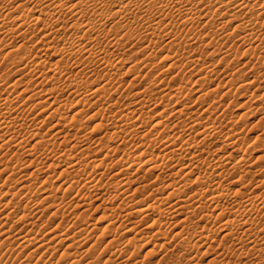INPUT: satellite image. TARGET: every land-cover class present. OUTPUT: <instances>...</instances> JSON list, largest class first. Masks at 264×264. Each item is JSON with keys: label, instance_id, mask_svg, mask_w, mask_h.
<instances>
[{"label": "rangeland", "instance_id": "1", "mask_svg": "<svg viewBox=\"0 0 264 264\" xmlns=\"http://www.w3.org/2000/svg\"><path fill=\"white\" fill-rule=\"evenodd\" d=\"M114 1L115 0H113V3H115V6H118L117 3L121 0H116L115 2ZM206 1L207 0H205V1L202 0L201 3H200V0L192 2L191 6H188V7H190V9L188 11L184 10L181 12V14L184 12L183 13L184 15L189 14L188 16H190L193 12L194 13L199 12V10H200V12H202V13L199 12L200 13L199 17L195 18V20L196 19L197 20L196 21L194 20L195 23L193 21L192 24L191 23L185 24L181 20L175 19L172 17V16H174V14L177 15L179 12L178 10L174 9V7L173 8L171 7V6H173V4H169V6L163 7V15L154 14L157 11L156 8L159 7L158 4H155L156 6H154L152 8V10L149 8H145L143 6H142V9H140L141 7L137 8L136 6H134V7L130 6V8H129V9H131L130 11L128 9L127 13L124 11L122 14H119V15H118V13H119L118 8L119 7H113L114 9L112 8L113 9L112 13L109 12L110 14H109V16H107L108 20H107L106 26H105L107 28V30L102 32L105 28L102 29V27H101V28H98V30L99 31L101 30V31L98 34H95L97 37L94 34L91 35L92 39H90V40L94 41L95 39L99 38V41H100L99 44L100 45L97 46V44H94L92 41H91L92 42L91 43L90 40H85V41L82 40L81 42H82V45H84L86 43L88 44V42H89V45H87V46L88 47L91 46V48L93 49V53L95 52L96 54L104 53V51L107 49H110V52H111L112 50L115 49L114 47L117 46L116 49L112 52L113 55H112V53L106 54L107 56L105 55L107 57V60H109V62L113 63V65H117L118 68H120V69H118V68L113 69V71L115 72V73L113 72L114 74L111 75V73H110V75L114 78H106V77H105L106 79L103 78L105 76V72H107V71L101 72L102 69H101V67L99 68L98 62L95 60L97 62V64H96V62L92 58H90L89 53L90 54L92 53V51L89 50L90 48H88V49L86 48L85 54L82 53V55H79L78 57H76L77 60L74 58V56L66 55L65 53H64L65 55L58 53V54H56L57 55L56 56L53 54V52H48V51L46 52V46L41 42H37L39 40L40 32H38V30H36L37 32L35 30L33 31V29L38 28L40 26V24L37 25V27L33 26L32 27L33 29L31 28L30 31H29V29L27 30V32L29 31V33L28 34L26 33L25 36L26 37L28 36V37H27V39L24 40L26 42V45L22 48L20 47V49L17 46L18 45L20 46L22 43H25V42L21 41V38H16V40L13 39V41H12V39H9L8 35L6 36L4 34V35H2L3 37L1 36L2 38H0V43H1L0 44V82L2 80L1 78L3 77L2 81H4V80L9 81L10 80L9 82H7V85L12 84V82L14 83V81L16 82L18 79L20 81H22V84L20 82V85L17 89L18 92L12 93V95H11L12 104L10 103V105L7 107V108H12V109L14 108L13 109L14 111L16 109L15 113H13L14 114L13 116H15V115L16 116L15 117L12 116L13 118H11V120H13V122L12 121L10 122V125L13 128L12 127L8 128L7 126L3 125L6 127V129L8 128L9 131L6 130L5 128L4 129L1 128L3 131V133H2V131L0 130V137L2 138V140L0 138V145H2V143H6V144L0 146V149H1L0 150V156H1V158H0V186L3 187V188L0 187V190L2 188L3 191H8V192H5V194L2 190L0 191V192H2V193H0V202H1L0 203V206H1L0 207V244H1L0 245L1 246L0 247L1 248L0 249V259H1L0 264H33V263L34 264H75V262H77L76 264H210V263L211 264H241V261L246 262L249 259V257L247 258V255L242 254L243 256H240L241 258H239L238 256H233L232 258H230L228 260L227 263H224L221 261L223 256L219 255V256H217V261H212L213 256H215V255H213V254H215V251L213 249H216V250L219 249V246L217 247V245H216L218 243L214 244V246H212V249L210 248V246H211L210 244H203V245H201L200 251H198V252H197V250L191 251L190 253L185 252L179 246L174 245L175 242H173V239L171 238L174 234V231H177L178 228H175V229L173 228V231H172L171 227H168L169 226L168 224L164 225L163 229L164 230L166 229L165 230L166 232L168 230L169 234H171L172 236L167 234L168 235L167 239L163 238V240L159 241L160 238L158 239V237H157V239H156V237H155V239H154L151 236L153 234V232L151 234V231H154L156 228H152V229L147 228L146 229V226L148 225L147 223H148L149 219L143 220V218L141 219V216L138 215L137 213L136 214L133 213L134 216L132 214L127 215L129 212L134 210L137 207V205H139V203H144L145 201H147V202H145V204H146L145 206L149 205L148 207H149V209L151 208V211L155 210V208L158 207L157 205H159L161 207H163L162 205H164L163 208H165V207L167 208V206L169 207V205L175 206L172 210H169L168 212L164 213V215H163L164 220H167V221L170 220L172 222V221H176V219H179V220L184 219L185 216H188L189 219L193 218L192 221H188V223L189 222L193 223V224L189 223V229H188L189 233L193 232L194 229H199L200 225H205V224L208 225V224H212L215 222L216 225L219 226L220 222L222 220L217 221V220H215V218H212V217H205L202 220H199V218H195L194 214L198 215V213H200V211L202 214V210L204 209V208L200 209L198 206H195V208L194 207L190 208V210L194 209V211H191L190 213L188 212L186 215H182V214L177 215V213L172 212V211L177 209L179 205L185 206L188 203L191 204L190 199L193 198L192 196H196L199 194V192H201V191H198L201 189H198L200 187H198V185L196 184V180H197L196 178H199L202 176L200 179L201 181L209 180L211 177L209 175H212L213 172H211L212 168L210 169L209 164L208 165H206V164L210 163V162L213 163L214 158H216V156H221L223 153L224 154L222 156H225V157L227 154H229V155L231 154V156H233V157L236 156L234 158H237L236 160H238V161H239V159L244 157L243 156L244 154H247L246 158H245L247 160V162L244 161V163H242L241 169L237 172L243 173L242 170H244V169H245V171H247L249 169H251L249 171L256 170L255 171L256 175H254L255 181H253L250 184V187H246V189L242 188L241 187V186H243L242 182H237V184L239 183L238 185L237 184L232 185L231 182L237 178L230 180L229 181L230 183L227 182L226 186L228 185V188H231V189H239L240 188L241 191L245 192L246 194H248L250 196L254 192L257 191L256 192L257 194L262 193L261 198L264 200V190H263L264 189V181L260 182L261 180H264V134H262V133H264L263 132L264 131V101H263L264 100V98H263V96H264V53H263L264 52V47H263L264 46V44H263L264 39L262 40L261 44L259 43L260 41L257 42V44L259 45L258 46L259 48L263 44L262 45L263 48L261 47L263 50H259L257 47V51H259L260 54L256 51V49H253L254 50V52H253L252 47H250L251 41L248 42V41H244L243 38L241 39L243 30L241 28L240 29L242 31L239 28L238 29L234 28L240 23V18H237L238 20L235 19L234 21L227 22L224 24V21H227L228 18L229 19L231 18L230 15L235 14L238 11L237 10L238 7H235V5H233L236 8V10H235V8L232 6V4H231V6L229 5L231 9H229L228 6L227 7L224 6L223 8H225V9L221 10V11H223V13L222 14L220 13V14H218V16H215V18H214L215 21H211L210 24L205 25L204 23L209 19V16L212 13L211 9L213 8V5H209L211 0H208L210 2L204 3ZM17 2L15 1V2L7 3V8H5V6H2L3 8L7 9L6 12L10 13L9 15L10 16L12 15L11 17H13V18H10V17L7 18L8 24H9V22L12 23L10 20L11 19L13 20L14 17L15 18L19 17L23 14V12L25 10L29 11L32 8V6L29 3L30 0H27V1L26 0H20L21 3H19V0H18ZM108 3L110 4V2H108ZM108 3H106V4H108ZM18 4H19V6H17ZM23 4H26V5H23ZM4 5H6V4H4ZM8 5L10 8L8 7ZM20 6H23L24 8H22ZM26 6L28 7V10L26 9L27 8ZM209 6H211V8ZM255 7H254L255 12L256 11L258 12V10L261 11L260 10L261 8H259L260 7L259 5H256ZM22 9H25V10H22ZM107 9L109 10L110 7L107 6L105 10H107ZM154 9H155V11H154ZM197 9H198V11H197ZM9 10H10V12H9ZM144 10H146V11H144ZM132 11H134V13ZM129 12L130 13L132 12L133 14L131 13V15H130ZM151 12H152V14H151ZM171 12H172V16L169 15V14H171ZM225 12H226V14H225ZM164 13H165V15H164ZM236 14L239 15L240 13L237 12ZM254 14H255L254 12H251L248 15L253 17ZM16 15H18V16H16ZM127 15H129V16H127ZM167 15H169V17ZM196 16L197 15H195L194 17H196ZM87 17L88 18L86 20H93V16L91 17L90 14L87 15ZM161 17H163V19H161ZM148 18H149V20H147ZM150 18H152V19H150ZM106 19H104V20L106 21ZM154 19L156 20V22L160 19L159 21H161V23H162V24H159V27H161L160 28L162 30L161 33H163V34L160 33V36L157 38L156 37L153 38V36H149V33L144 28H142L140 26V24H142V23H144L146 26L148 21L150 23H152L151 21H153ZM104 20H103V22H105ZM153 23H155V21H153ZM161 25H163V26H161ZM195 27H196V29H195ZM263 27H264V23L259 24V26H257L258 30L257 29L256 30L257 31L260 30L261 32L259 31L256 33L257 34L261 33L264 36V34H263L264 28ZM196 30L197 31L199 30V32H197ZM214 30L216 32H218V31L219 32L216 33ZM109 32H110V34H109ZM170 32H171V34H170ZM79 33H81V32H79ZM189 34H190V37H189ZM213 34H214V36H213ZM98 35H99V37H98ZM68 37H69V35H68ZM212 37H213V39H212ZM31 38H32V40H31ZM52 38L53 37H51L50 40H52ZM181 38H182V40H181ZM191 38H193L194 40H192ZM63 39H65V40H63ZM183 39L185 41V44L183 42ZM55 40H54V42L55 43L57 42L56 45H61L65 42L67 43L69 41V39L67 37L62 38V35L57 36V38ZM3 41H5V42H3ZM30 41H32V42H30ZM171 43H173V44H171ZM12 44H13V46H12ZM112 44L114 45V47H112ZM119 44L122 46H120ZM182 44H184V45H182ZM248 44H249V46H248ZM257 44H254V45L256 46ZM224 45H225V48H224ZM35 46H37L38 49ZM172 47H173V49H171ZM16 48H18V50L15 51ZM162 48H164V49H162ZM8 50L12 51V52L13 51L16 52V53L13 52V57H16V58H14L12 60V62H10L11 64H9L8 60H7V62H8V64H7L6 61L3 59L4 55L9 52ZM27 51H28V53H27ZM176 51H177V53H176ZM226 51H228V52L226 53ZM250 51H252L251 54L248 53ZM255 51L258 54H256ZM24 52H26V53H24ZM44 52H45V54H44ZM150 53H151V55H150ZM28 54H29V56H31V58H32V56L35 57L32 60V61H34V64L32 65V63L30 62L31 65H28L29 68L27 66L24 69L23 63L25 62V60L23 61V63H20L19 60L21 58L19 59V57L21 56L22 59H24L25 57H28ZM193 54L195 56H193ZM61 55L62 56L64 55V59L61 61L62 64L60 62L59 63L60 65H58V64L56 65V62L62 59ZM23 56H25V57H23ZM87 56H88V60L90 59V61L91 60L94 61V63L96 64L95 66L94 65L92 66V64H93L92 61L91 62L87 61V58H86ZM101 56H102V54H101ZM191 56H193V57H191ZM44 59H45V61H44ZM35 60L38 62L42 61L46 64L45 65L46 68L45 67L42 68L43 74L40 78L39 77L35 78L36 76L31 73V68H33L36 64ZM78 60H79V63L84 62L83 63L84 65L83 64L81 65L79 63L74 62V61L78 62ZM88 62H90L89 64H91V65H89ZM173 62H175V63H173ZM12 63H13V65H12ZM17 63L19 66L17 65ZM73 63H75L76 65ZM5 64H6V66H5ZM21 64H22V67H21ZM77 64L79 67L77 66ZM170 64L171 65L173 64L172 67L169 66ZM186 64H187V66H186ZM174 65H176V66H174ZM15 67H17L18 69ZM83 67L84 68L86 67L85 68L86 70L80 71L81 68L83 69ZM94 67H96V72H94V69H93ZM169 67H171V68H169ZM5 68L10 71V75L8 74L9 72L5 71L6 70ZM168 68H169V72H168ZM2 69H3V71H2ZM29 69H30V71H29ZM90 69H91V71H90ZM209 69L211 71H209ZM162 70H163V72H162ZM77 71H78V73H77ZM79 71L81 72V74L79 73ZM86 71H88V72H86ZM27 72L29 73V76H28ZM21 73H23V75ZM144 74H145V76H144ZM5 75L8 78L5 77ZM33 76H35V77H33ZM208 76H209V78H207ZM32 77L34 79H32ZM57 77H59V78H57ZM238 77L241 80H245L247 82H253V84L243 88V87H241V82L236 83V82L240 81L238 79ZM96 78H98V81ZM203 78L206 80H204ZM230 78H232V79H230ZM236 78H237V80H236ZM22 79H25V80L23 81ZM113 79H114V81H113ZM229 79L231 82H234V79H235L236 80L235 84H229V82H230ZM108 80L110 81V83L108 82ZM196 80H198V82ZM28 81H30V83ZM42 81H43V83L45 81V83L43 84ZM90 81H91V83H89ZM101 81H102V84L106 83V82H108L109 84H111V82L113 84V82H114V84H113V86H112V84L108 85L107 89L110 88L108 92H105V91L100 92L99 94H101V95L98 96V94H97V97H93V95H91V97H89L90 99L88 98V100H86V101L80 100V98L83 96L84 91H86L85 93H87V94L91 93L92 92L91 89H94V86L96 85L95 83L101 82ZM153 81H154V83H153ZM255 81H256V84H254ZM26 82H27V84H26ZM31 82L33 84H31ZM28 83L31 85H29ZM75 83H77V84H75ZM134 83L137 85H135ZM204 83H206V84H204ZM225 83L227 84V86L225 85ZM91 84H92V88L90 87ZM200 84H201V86H200ZM208 84H209V86H208ZM84 85H86L87 87ZM238 85H240V86H238ZM26 86H28V87H26ZM31 86H32V88H31ZM35 86L37 89L35 88ZM72 86H73V88H72ZM152 86H153V88H152ZM172 86L174 88H172ZM78 87H81V88L83 87L84 89L83 88L81 89ZM145 87H147V88H145ZM168 87H170V88H168ZM25 88L29 91L27 92ZM87 88L89 90H87ZM138 88H139V90H138ZM177 88H179V90H176ZM213 88H215V89H213ZM23 89H25V91L27 93L25 91H23L24 93H20V91ZM77 89H79L78 95L81 94L80 97L79 96L77 97V94L75 92L73 94V92H72L73 90H77ZM149 89H151V90H149ZM38 90L39 91L44 90V91L43 92L41 91V93H39L41 96H39V94H38V97H36L37 96L36 95L35 96L36 98H35L34 95L37 92H39ZM228 90H230L231 93ZM226 91H228L229 93L228 92L224 93ZM32 92L33 93L36 92V93L33 94ZM152 92H153V94H152ZM208 92H210V93H208ZM105 93H107V95ZM137 93H139L140 96ZM202 93H205V94H202ZM253 93L255 94L254 96L252 95ZM141 94L143 97L141 96ZM143 94L144 95L146 94V95L144 96ZM164 95H166V96H164ZM32 96L34 98H31ZM141 97L144 100L140 99ZM200 97H202V99H200ZM29 98H31V100H29ZM146 99H148V100L150 99V100L148 101ZM195 99H197V100L199 99V100L197 101ZM54 100L56 102H53ZM142 100H143V102H142ZM151 100L153 101V104L152 103L150 104ZM37 101H39V102H37ZM144 101H146V102H144ZM52 102H53V105H52ZM110 102H111V104H110ZM136 102H139L140 104L138 103L139 104L138 105V104H136ZM141 102H142V104H141ZM132 103L133 104L135 103L133 107H132V105H133ZM148 103L150 104V106ZM109 105H113V106L110 107ZM115 105H116V107H115ZM140 105H141V107H140ZM175 105H176V107H174ZM184 105H185V107H184ZM127 106L128 107L131 106V107L128 108ZM138 107H140V108H138ZM173 107L175 109L178 107L176 109L177 111H180L183 108L182 111L185 113V115L183 113L180 114ZM7 108H4V110L8 111ZM56 108H58V109L56 110ZM132 108L133 109L135 108V110L133 111ZM207 108H208V111H207ZM120 109H121V111H119ZM162 109L164 110L163 114L158 115V111L160 113H162L161 112ZM204 109H206V110H204ZM255 109H257V110H255ZM53 110H55V111H53ZM129 110L130 111L132 110L134 113L132 111L130 112ZM56 111H57V113H56ZM194 111H195V113H194ZM199 111L201 114L203 112V114L201 116L199 114ZM109 112H111V113L109 114ZM18 113H20V115ZM52 113L54 116L52 115ZM115 113H117V114H115ZM23 114H25V115H23ZM219 114H220V117H218ZM221 114H223V115H221ZM47 115H48V117H47ZM114 115H116V116H114ZM122 115L124 116V118L122 117ZM95 116H97V117H95ZM137 116L138 117L141 116V117L138 118ZM159 116H163V117L159 118ZM18 117L21 119V121H20V119L18 120ZM120 117H121V119H120ZM144 117H145V119H144ZM206 117H211V118H208L206 120ZM16 118H17V120H15ZM26 118H27V120H26ZM218 118H220V119H218ZM75 119H77V120L75 121ZM139 119H141V120H139ZM24 120H26V121L23 122ZM158 120L162 121L164 126H160V127L157 126L156 129H154V130L152 129L154 131L153 132L150 129L152 128V125L154 126L155 123H157ZM192 120H194V121H192ZM199 120H201V121L199 122ZM15 121H16V123H15ZM114 121L117 124L119 123L120 125H122L124 123L122 129H120V130L118 129L117 133H115L114 132L115 130L112 129V125L115 123ZM195 121L197 123H199L200 126H201V124H204V126L202 125L201 128L199 127L200 129H197V130L190 129V127H188V126L190 124L192 125L193 122H195ZM202 121L206 122V123H201ZM22 122L24 124H22ZM121 122H122V124H121ZM133 122H135V124ZM19 123L22 124V126ZM58 123H60V124H58ZM78 123H81V124H78ZM82 123H83V125H82ZM97 123H100V124H97ZM145 123H147V124H145ZM224 123H225V125H224ZM106 124H108V125H106ZM17 125H18V127H17ZM75 125L77 126V128ZM94 125H96L97 127H99L100 125L101 126L103 125L104 127L103 126H102V128L99 127V128H101V129H99V128L95 127ZM176 125H178L177 128H176ZM205 126L207 127L205 129L208 132L214 129L215 131L216 130L219 131V132L217 131V133H216L217 136L220 134V132H221V134L218 137L216 136L215 138H210L209 136H208V138H206L208 132L207 133L206 132L204 133L203 131L201 132V130H205L204 129ZM208 127H210V128L208 129ZM211 127H213V128H211ZM15 128L18 131H20V133H18V131ZM124 128L127 130H125ZM168 128L169 129L172 128L174 130H172V129L169 130ZM181 128H183V130ZM186 128H187V130H186ZM242 128L244 130H242ZM68 129H69V131H68ZM77 129H79V130H77ZM220 129H221V131H220ZM230 129H231L232 133L230 132ZM33 130H35V131H33ZM11 131H12V133H10ZM57 131L58 132L61 131V132L58 133ZM118 131H119V133H118ZM151 131H152V134H151ZM197 131H199L201 133H198ZM144 132H145V134H144ZM237 132H239V133H237ZM132 133H133V135H132ZM147 133H150V135ZM175 133L177 136L180 135L179 137L183 138L184 145L186 144L185 146H183V148L188 147V146L190 147L191 144L193 145V147L190 151H191V153H195L196 154L195 156H198L197 158L194 159V157L191 158V155H187V157L183 158L184 160L182 159V161H183L182 162L183 164H182L179 160L175 159V158H179V157H177L178 155L173 157L172 154L170 153L173 150V148L177 149L178 147H180L179 145L177 146L175 144L176 147H174V145H173L171 148H168V150L166 148H164V146L166 147V145H167L166 141L171 140L172 138H174V136H175V139L179 138L175 135ZM187 133H188V135H187ZM197 133H198V136L196 137L195 135ZM202 133H204L205 135ZM7 134L9 136H11V138L16 137L18 140L16 138L15 139L12 138V141L14 140L12 142L10 137H9V139L7 138L8 137ZM189 134L191 135V137ZM233 134H235V136H237L238 138L234 137ZM257 134H259L260 136ZM17 135L19 138L17 137ZM21 135H23V136H21ZM86 135H88V136L86 137ZM60 136H62V137H60ZM80 136H83L84 138L80 137ZM137 136H139V138ZM141 136H143L144 138H142ZM171 136H173V137L167 138V137H171ZM227 136L234 138V143H235V147H236V148L234 147V150L236 149L235 151L232 149H230V150L223 149V146L221 145L222 140H224V137L226 138ZM188 137H189V139L190 138L191 139L189 140ZM260 137H262L261 139L263 141L260 139ZM203 138H206V144H203V140H202ZM21 139L24 142L21 144L19 143V145H21L23 147L16 144L18 141L22 142ZM63 139H64V141H63ZM144 139L146 142L144 141ZM153 139H155L156 142H155V140L153 141ZM165 139H167V140H165ZM186 139H188V140H186ZM39 140H42L43 143L39 142ZM100 140L103 143L102 142L100 143ZM191 140H194V141H191ZM195 140H196V142H195ZM198 140H200V141L202 140V143ZM215 140L216 141L219 140V142H216ZM15 141H16V143H15ZM91 141L92 142L94 141V142L92 143ZM123 141H125V142H123ZM185 141H188V142H185ZM197 141L200 143H198ZM27 142H29V143H27ZM159 142H161V143H159ZM54 143H56V144H54ZM63 143H64V145H63ZM65 143H66V145H65ZM107 144H108V146H107ZM140 144H141V146H140ZM5 145L9 148V151ZM17 145H18V147H17ZM37 145H38V148L36 147ZM44 145H45V148H44ZM73 145L76 146L77 148H74ZM196 145H199V147L198 146L196 147ZM89 146H91V147H89ZM101 146H103V147H101ZM150 146H152V148ZM2 147H3V149H2ZM47 147H49V149L52 148V150L55 149L54 150L55 152L51 153V149L48 151ZM128 147H129V149H128ZM102 148H106V149H102ZM117 148H120V149H118V151H117ZM196 148H197V150H196ZM247 148H249L251 151H249V149H247ZM98 149H101V150H98ZM145 149H147V150H145ZM200 149H202V150H200ZM245 149L248 151H245ZM161 150H163V151H161ZM28 151H30V152H28ZM35 151H38V152H35ZM65 151H67L66 154H65ZM86 151H88V152H86ZM126 151H127V153H126ZM236 151L238 152V154ZM243 151H244V153H243ZM39 152L42 155L39 154ZM63 152H64V156L63 155L60 156V154H63ZM113 152H115V153H113ZM118 152H120V153H118ZM149 152H151V153H149ZM165 152H166V154H165ZM167 152H168V155H167ZM200 152L201 153L204 152L203 155ZM90 153H93L94 156ZM155 153H157V154H155ZM163 153H164V155H163ZM105 154H106V156L104 158ZM114 154H116V155H114ZM160 154L163 155V158H162V156L158 157ZM74 155H75V157H74ZM98 155H100V156H98ZM170 155L173 158H171ZM193 156H194V154H193ZM209 156H211V157H209ZM212 157H213V159H212ZM60 158L65 159V161L64 160L61 161ZM71 158H72V160H71ZM120 158L122 161L120 160ZM149 158H151V159L153 158V160H151ZM164 158L165 159L167 158V159L164 160ZM190 158H191V160H190ZM202 158H204V160ZM4 159H5V162L3 163ZM85 159H86V161H85ZM96 159H97V161H96ZM168 159H170V160L174 159V160L171 162ZM35 160L39 164H36ZM78 160L79 161L82 160L80 163L81 167L74 168L75 170H73V168L68 169V167L73 165L72 164L73 162L78 161ZM167 160L169 162H167ZM55 161H57V162H55ZM177 161H178V163H176ZM43 162L46 165H44ZM82 162H84L86 165L83 164ZM92 162H93V164H92ZM101 162H103V163H101ZM121 162H122V165H124V163H127V162H128V164L132 163V165H134V166H132L133 169L131 167L130 169H128L129 171L125 170L122 173H120V170H122V168H121L122 165H120ZM184 162L186 163L185 166H184ZM195 162H196V165H195ZM30 163H32L33 165L32 164L30 165ZM165 163H167V164L163 168V169H165V172H162L163 174L159 173L162 170H156L155 171V172L159 173V177H161L159 179H158V175L155 172L152 171L153 173H155V174L152 173V175H151V173L146 172V169L148 170V168L152 165H155V166L158 165L159 166L161 164L159 167H163L162 165H164ZM16 164H19V165H16ZM117 164H119V165H117ZM141 164H143V165H141ZM173 164H175V166H173ZM177 164L178 165L180 164L179 167L182 165L183 169H184V167L185 168L187 167L186 168L187 170L184 169L186 173L188 172V170L191 171V169L192 170L195 169V170H193L194 172L192 174L194 176H186V173L184 172V170L181 167L179 168L177 166ZM213 164H215V163H213ZM51 165L52 166L54 165L55 167H52ZM87 165H89V166H87ZM95 165H96V167H95ZM145 165H148V166H145ZM167 165H169V166H167ZM193 165H194V167H193ZM216 165L217 166L214 165L213 167L215 169H219L218 168L219 165L218 164H216ZM48 166H49V168H48ZM119 166H120V168H119ZM171 166H173L175 168L172 167L173 168L172 169ZM188 166H190V167H188ZM202 166H203V170H202ZM245 166H247V167H245ZM38 167H40V170ZM42 168H43V170H42ZM170 168L172 171L171 170L168 171ZM178 168L181 169V171H180L181 173L177 172V171H179ZM200 168H201V172H200ZM139 169H140V171H139ZM2 170L5 172L2 173L1 172ZM36 170H38V171H36ZM82 170H84V171L82 172ZM62 171L64 172V175H63ZM93 171H95V172H93ZM173 171L176 173H174ZM182 171H183V173H182ZM81 172L84 174H82ZM208 172H210V173H208ZM227 172H229V171H226V173H224L226 175V177L232 176L231 173L235 174V175L238 174L237 172L234 173L232 171L230 174ZM10 173L12 175H10ZM116 173L120 174L122 177L120 175L117 176ZM147 173H148V175H147ZM90 174H91V176H90ZM112 174H113V176H112ZM196 174H197V177H196ZM68 175H69V177H68ZM131 175L133 177H131ZM149 175L151 178L149 177ZM136 176H137L139 181L137 180ZM203 176H205L204 178H206V179H204ZM187 177L189 180L187 179ZM193 178H194V180H193ZM250 178H251V176L249 177V175H247L246 179H250ZM98 179L101 180V182H99ZM128 179L130 180V182H133V183L130 184ZM155 179L157 182L154 181ZM93 180H94V182H93ZM186 180H188L190 182L188 183V181H186ZM158 181H161V182L158 183ZM3 182H4V184H3ZM127 182L129 184H127ZM171 182H173V184ZM118 183H120V186ZM143 183H145V184H143ZM167 183H170L169 186ZM244 183H245L244 185L247 184L246 181H244ZM84 184H86L87 187L84 186ZM92 184H93V186H92ZM122 184L124 187L121 186ZM171 185H173V186L170 187ZM182 185H183V187H182ZM167 186L169 188H166ZM184 186L187 187V189ZM254 186H255V188H254ZM97 187H99V188H97ZM142 187H143V189H142ZM173 187L176 189L180 188L179 190L177 189L178 193H176L177 190L174 189ZM91 188H92V191H91ZM183 188L185 189L184 191H182ZM247 188H248V190H247ZM249 188H250V190H249ZM146 189H147V191H146ZM154 189H156V190H154ZM157 189H159L160 192ZM225 189H226V187H225ZM252 189L254 190V192L252 191ZM134 190H135V195H134ZM170 190L174 192V197H173L172 193H170L171 192ZM94 191H96V192H94ZM194 191H195V193H194ZM154 192H156V194ZM221 192H227V189L225 191L224 188H220V193ZM7 193L8 194H10V193L11 194L12 193L17 194L18 193V194L15 195L16 196L15 197L14 194H12V195L10 194L9 196H7L8 195ZM30 193H31V195H30ZM76 193H78V194H76ZM85 193H86V195H85ZM114 193H116V194H114ZM141 193H143V194H141ZM148 193H149V196L151 197V199L148 196ZM256 193H254V196H256ZM1 194L5 195V196L2 197L3 195H1ZM179 194H180V196H179ZM190 194H192V195L190 196ZM26 195H27V197H26ZM100 195H102V196H100ZM132 195H133V197H132ZM188 195H189V197H188ZM28 196H30V197H28ZM110 196L112 198H110ZM159 196H160V198H159ZM164 196L165 197L169 196V198H165ZM250 196H248V197H250ZM254 196H253V198H254ZM96 197H97V199H96ZM103 198H105V199L103 200ZM109 198H110V200H109ZM162 198H163V200H162ZM182 198H183V202H182ZM261 198H259L260 200L258 199L255 201L260 202ZM9 199H10V201L12 199V201L10 202ZM164 199H165V201H164ZM63 200H64V202H63ZM69 200H70V202H69ZM108 200H109V202H108ZM195 200L196 199H194V201ZM27 201L29 203H26ZM65 201H67V203ZM160 201H161V204H159ZM202 201H204V203H207V205L211 204L209 201L206 200V198ZM15 202H16V205L19 206V208L17 206H15V204H14ZM87 202H89L91 205ZM10 203H12V204H10ZM54 203H56V204L54 205ZM126 203L129 205H127ZM154 203H155V205H154ZM99 204H101V205H99ZM69 205H70V207H69ZM150 205H153L155 208H152L153 206L151 207ZM203 205H205V204H203ZM96 206H97V208H96ZM181 206H179V207H181ZM122 207H123V209L125 207V209L124 210L121 209ZM111 209H113V210H111ZM2 210L4 211V214L2 213ZM10 210L13 212H16L18 214V216L23 215V213L26 215L30 212L31 213L29 214V216L27 218L23 219L25 221L22 220L23 222L20 220H17V218H13V220H11L12 219L11 218L10 222L8 224L9 220L5 222V215ZM120 212H121V214H120ZM184 213H186V212H184ZM155 214L156 213L153 211V215L151 217H156ZM201 214H199L198 216L201 217ZM256 214L257 213H253L252 216H254V215L258 216L256 222L258 223V221H259V223H261V224H256V226H258V229H260L259 225L260 226L264 225V217H263L264 214L260 213L261 216L256 215ZM3 215H4V217H3ZM119 215H122V216H119ZM101 216H102V218H101ZM128 216L129 217L131 216V217L128 219V218H126ZM123 218H124V221H123ZM240 218H241L240 216L238 218V213H237V216L235 215V216L230 217L231 222L233 221V224H235V225H237L236 223H239L241 221ZM258 218H260V219L262 218L261 219L262 221ZM14 219H15V222H14ZM232 219H238V222L234 223V221H236V220H232ZM17 221H18V223H16ZM108 222L111 224H108ZM12 223L14 225H12ZM72 223H73L74 227L72 226ZM74 223H77L78 225H76ZM89 223H90V226H89ZM106 224L109 226V228L107 227ZM241 224H242V222H241ZM136 225H138V226H136ZM242 225L243 226H241V228H244V226H246L244 224H242ZM110 226H112V227H110ZM131 226H134V227L136 226L135 228L132 227V228H134V232L133 231L128 232V227L130 228ZM193 226H194V228H193ZM11 227H12V229H11ZM85 228L88 230H86ZM261 228H262V226H261ZM84 230H86V231L84 232ZM51 231H52V233H50ZM81 231H83V233ZM29 232H32V234L28 235ZM33 232H34V234H33ZM217 232H216L217 234H214V236L218 237V239H220L222 234L225 233V232L222 233L221 229H219ZM63 233H65V234L67 233V234L65 236H63ZM68 233H70V234H68ZM138 233H140V234H138ZM254 233H255V231H253L251 233V235L249 233H247V235L246 234L241 235L242 232L240 230L239 232L237 231V235H239L240 237H236L237 236L236 234H232L230 237H228L226 240H224V243H228V245H230V244L232 245V240L236 241V242L233 241L234 243H238L242 237V239H241L242 241H240V242H242L243 245L250 244L252 241L251 239H254L256 241L259 240V237L256 235V233L255 234ZM60 234H62V236ZM253 234L255 236H253ZM19 235L20 236L22 235L23 237L24 236L25 237L23 238L21 236V238L19 239ZM115 235H117V236H115ZM133 235H135V237H136L135 240H134ZM28 237H30V238L37 237V240H36L37 242L34 241L35 244L33 243V245L29 244L27 242H24L26 238L28 239ZM62 237L64 239L66 237H68V238H66V240H63ZM113 237H115V238H113ZM234 237H235V239H234ZM260 237L263 238V240L260 238V241L262 240L264 242V235L262 234V232H260ZM60 238H61V242L59 241ZM171 239H172V241H171ZM177 239L179 240V238H174L175 241H178ZM79 240L82 241L84 244L82 242H79ZM111 240H112V242H111ZM131 240H133V241H131ZM21 241H22V243H21ZM108 241L111 243H109ZM248 241H250V242H248ZM169 242H171V243L168 244ZM161 243L164 244V246H162ZM19 244H21V245H19ZM26 244H27V246H25ZM28 245H29V247H28ZM207 245L209 246V248ZM91 246H93V248H91ZM89 247L91 248V250ZM116 247H118L119 249ZM236 247H237V245H236ZM126 248L128 251L126 250ZM121 249L124 250L125 252L126 251L127 252L126 253L125 252L120 253ZM136 249H138V250L136 251ZM166 249H167V251H166ZM205 249H206V251H205ZM103 250H105L106 252L105 251L103 252ZM117 250H119V251H117ZM66 251H67V253H66ZM202 251L205 252L207 254V256ZM207 251H209V253L212 252L213 254L211 253L208 256ZM69 253L70 254L72 253V255H69ZM100 254H102V255H100ZM26 255H29V256H26ZM66 255H67V257H70L71 259L67 258ZM64 256H65V258H64ZM250 258H252V260L249 261L247 264H256L258 262V260L255 259V256H251ZM7 260L9 262H7ZM90 260L92 261V263L89 262ZM70 261H72V262H70ZM37 262H39V263H37ZM208 262H210V263H208Z\"/></svg>", "mask_w": 264, "mask_h": 264}, {"label": "bare ground", "instance_id": "2", "mask_svg": "<svg viewBox=\"0 0 264 264\" xmlns=\"http://www.w3.org/2000/svg\"><path fill=\"white\" fill-rule=\"evenodd\" d=\"M17 2L18 0H0V38H2L3 36L2 35H8L9 36V39H12V41H13V39H15L16 40V38H21V41L22 42H25L24 40L25 39H27V37L25 36V34L27 33H29V31H30V29L33 27V26H36L37 27V25H39L40 24V26L38 27V28H35V29H33V31L35 30H38V32H40V36H39V40L37 41V42H41V43H43L45 46H46V52L48 51V52H53V54L54 55H56V54H58V53H61V54H66V55H70V56H74V58L76 59V57H78L79 55H82V53L83 54H85L86 52V48L88 49V48H90L89 50H91L92 51V53L90 54L89 53V56H90V58H92L94 61L96 60L97 62H98V65H99V68L101 67V72H104V71H107V72H105V76L103 77V78H114V77H112L111 75L112 74H114L115 72L113 71V69H117L118 68V66L117 65H113V63H111V62H109V60H107V55L106 54H108V53H112L115 49H116V47L117 46H115L114 47V45L112 44V47H114L115 49L114 50H112L111 52H110V49H107V50H105L104 51V53H101L102 54V56H101V54H96L95 52L93 53V49L91 48V46H87V45H89V42H88V44L86 43V44H84V45H82V40H90V39H92V34H98L100 31L98 30V28H101L102 27V29L103 28H105L102 32H104L105 30H107V28L105 27L106 26V22H107V20H108V18H107V16H109V12H111L112 13V10L114 9L113 7H119L118 8V15L119 14H122L124 11L127 13V10L130 8V6H136L137 8H140V9H142V6L143 7H145V8H149V9H151L152 10V8L154 7V6H156L155 4H158L159 5V7H157L156 9H157V11L154 13V14H160V15H163V7H165V6H169V4H173V6H171L172 8L174 7V9H176V10H178L179 12H178V14L177 15H175L174 14V16H172V12H171V14H169V15H171L173 18H175V19H179V20H181L182 22H184L185 24H189V23H191L192 24V22L195 20V18H197V17H199V14L200 13H202V12H200V10H199V12H196V13H192L190 16H188L189 14H187V15H184L183 13V15L181 14V12L182 11H184V10H189L190 9V7H188V6H191V3L192 2H195V1H197V0H121V1H119L117 4H118V6H115V3H113V0H30V5L32 6V8L29 10V11H26L25 9H22V10H25L24 12H23V14L21 15V16H19V17H14V19L12 20H10L12 23H10L9 22V24H8V22H7V18H13V17H11L9 14L10 13H8V12H6V10L7 9H5V8H7V3H9V2ZM27 1V0H26ZM116 1V0H115ZM114 1V2H115ZM170 1V2H169ZM201 1L202 0H200V3H201ZM203 1H205V0H203ZM108 2H110V4L108 3ZM199 2V1H198ZM207 2H210V1H206V2H204V3H207ZM18 3V2H17ZM19 3H21L20 2V0H19ZM26 3V2H25ZM28 3V2H27ZM106 3H108V4H106ZM4 4H6V5H4ZM11 4V3H10ZM194 4V3H193ZM196 4V3H195ZM231 4H232V6L233 5H235V7H238V13H240L239 15L238 14H232V15H230V19L228 18V20L227 21H224V24L225 23H227V22H231V21H234L235 19H237V18H240V23L236 26V27H234V28H236V29H242L243 30V32H242V37H241V39L243 38V40L244 41H248V42H250L251 41V46L250 47H252V51L254 52V50L253 49H256V51H257V47L259 46L258 44H257V42L258 41H260L259 43L261 44V42H262V40L264 39V36L261 34V33H259V34H257L256 32H259V31H257L258 30V28H257V26H259V24H261V23H264V0H211V2H210V4L209 5H213V8L211 9V11H212V13H211V15L209 16V19L204 23L205 25L206 24H210L211 23V21H215L214 20V18H215V16H218V14H222L223 13V11H221L222 9H225V8H223L224 6L225 7H227L228 6V8L229 9H231L230 8V6H231ZM13 5V4H12ZM22 5V4H21ZM23 5H26V4H23ZM28 5V4H27ZM157 5V6H158ZM208 5V4H207ZM230 5V6H229ZM256 5H259L260 7L259 8H261L260 10L261 11H259L258 10V12L256 11H254V7L256 6ZM2 6H5V8H3ZM14 6V5H13ZM17 6H19V4L17 5ZM107 6H109L110 7V9L108 10H105L106 9V7ZM8 7H9V5H8ZM20 7H22V8H24L23 6H20ZM27 7V6H26ZM25 7V8H26ZM135 7V8H136ZM199 7V6H198ZM202 7V6H201ZM210 8H211V6H209ZM234 7V6H233ZM234 7V8H235ZM10 8V7H9ZM8 8V9H9ZM16 8V7H15ZM113 8V9H112ZM256 8V7H255ZM27 10H28V7L26 8ZM168 9V8H167ZM196 9V8H195ZM202 9V8H201ZM207 9V8H206ZM214 9V10H213ZM228 9V10H229ZM11 10V9H10ZM10 10H9V12H10ZM15 10V9H14ZM131 9H129V11H130ZM135 10V9H134ZM138 10V9H137ZM147 10V9H146ZM146 10H144V11H146ZM175 10V11H176ZM227 10V9H226ZM235 10H236V8H235ZM140 11V10H139ZM149 11V10H148ZM154 11H155V9H154ZM197 11H198V9H197ZM206 11V10H205ZM133 13H134V11H132ZM131 12V13H132ZM167 12V11H166ZM186 12V11H185ZM192 12V11H191ZM251 12H254L255 14H254V16L253 17H251L250 15H248L249 13H251ZM7 13V14H6ZM13 13V12H12ZM125 13V14H126ZM131 13L129 12V14L131 15ZM132 13V14H133ZM146 13V12H145ZM170 13V12H169ZM30 14V15H29ZM70 14V15H69ZM91 15V17L93 16V20H86L88 17H87V15ZM151 14H152V12H151ZM225 14H226V12H225ZM115 15V14H114ZM164 15H165V13H164ZM169 15H167L168 17H169ZM195 15H197L196 17H194ZM16 16H18V15H16ZM68 16V17H67ZM123 16V15H122ZM127 16H129V15H127ZM150 16V15H149ZM148 16V17H149ZM152 16V15H151ZM166 16V17H167ZM187 16V17H186ZM243 16V17H242ZM134 17V16H133ZM160 17V16H159ZM158 17V18H159ZM165 17V16H164ZM171 17V18H172ZM202 17V16H201ZM220 17V16H219ZM233 17V18H232ZM249 19H248V18ZM90 18V17H89ZM107 18V19H106ZM147 18V17H146ZM208 18V17H207ZM247 18V19H246ZM104 19H106V21L104 20ZM142 19V18H141ZM150 19H152V18H150ZM161 19H163V17H161ZM201 19V18H200ZM199 19V20H200ZM103 20L105 21V22H103ZM146 20V19H145ZM147 20H149V18L147 19ZM160 20V19H159ZM157 21L156 22V20L154 19L153 21H155V23H153V21H151L152 23H150L149 21H148V23L146 24V26H145V24L144 23H142V24H140V26L142 27V28H144L148 33H149V36H153V38L154 37H159L160 36V33L162 32V30L160 29L161 27H159V24H162L161 23V21ZM197 20V19H196ZM195 20V21H196ZM217 20V19H216ZM238 20V19H237ZM143 21V20H142ZM195 21H194V23H195ZM115 22V21H114ZM163 22V21H162ZM150 23V24H149ZM214 23V22H213ZM212 23V24H213ZM220 24V23H219ZM218 24V25H219ZM222 24V23H221ZM157 25V26H156ZM164 25V24H163ZM163 25H161V26H163ZM109 26V25H108ZM185 26V25H184ZM192 26V25H191ZM190 26V27H191ZM224 26V25H223ZM222 26V27H223ZM219 28V27H218ZM221 28V27H220ZM224 28V27H223ZM264 28V27H263ZM29 29V31L27 32V30ZM192 29V28H191ZM195 29H196V27H195ZM240 29V30H241ZM257 29V30H256ZM188 30V29H187ZM220 30V29H219ZM239 30V31H240ZM241 30V31H242ZM197 31V30H196ZM215 31V30H214ZM32 32V31H31ZM37 32V31H36ZM79 32H81V33H79ZM107 32V31H106ZM111 32V31H110ZM110 32H109V34H110ZM181 32V31H180ZM193 32V31H192ZM197 32H199V30L197 31ZM216 32V31H215ZM219 32V31H218ZM218 32H216V33H218ZM229 32V31H228ZM261 32V31H260ZM174 33V32H173ZM184 33V32H183ZM188 33V32H187ZM191 33V32H190ZM226 33V32H225ZM101 34V33H100ZM161 34H163V33H161ZM170 34H171V32H170ZM176 34V33H175ZM180 34V33H179ZM192 34V33H191ZM204 34V33H203ZM233 34V33H232ZM262 36H261V35ZM264 34V33H263ZM35 35V34H34ZM61 36L62 35V38H65V37H67L68 39H69V41L66 43H63V44H61V45H56V43L54 42V40L57 38V36ZM68 35H69V37H68ZM107 35V34H106ZM219 35V34H218ZM257 35V36H256ZM2 36V37H1ZM96 36V35H95ZM178 36V35H177ZM193 36V35H192ZM208 36V35H207ZM213 36H214V34H213ZM226 36V35H225ZM229 36V35H228ZM5 37V36H4ZM32 37V36H31ZM51 37H53L52 38V40H50V38ZM97 37V36H96ZM95 37V38H96ZM98 37H99V35H98ZM174 37V36H173ZM179 37V36H178ZM189 37H190V34H189ZM197 37V36H196ZM219 37V36H218ZM6 38V37H5ZM94 38V39H95ZM185 38V37H184ZM187 38V37H186ZM201 38V37H200ZM215 38V37H214ZM229 38V37H228ZM8 39V40H9ZM93 39V40H94ZM102 39V38H101ZM173 39V38H172ZM188 39V38H187ZM190 39V38H189ZM192 40H194L193 38H191ZM212 39H213V37H212ZM223 39V38H222ZM30 40V39H29ZM31 40H32V38H31ZM63 40H65V39H63ZM171 40V39H170ZM181 40H182V38H181ZM11 41V42H12ZM56 41V40H55ZM92 40H90V42H91ZM189 41V40H188ZM215 41V40H214ZM253 41V42H252ZM3 42H5V41H3ZM2 42V43H3ZM30 42H32V41H30ZM87 42V41H86ZM94 44H97V46L98 45H100L99 44V38L98 39H95L94 41H92ZM91 42V43H92ZM170 42V41H169ZM183 42H184V44H185V41H184V39H183ZM196 42V41H195ZM90 43V44H91ZM147 43V42H146ZM153 43V42H152ZM158 43V42H157ZM235 43V42H234ZM246 43V42H245ZM1 44V43H0ZM55 44V45H54ZM115 44V43H114ZM171 44H173V43H171ZM184 44H182V45H184ZM189 44V43H188ZM227 44V43H226ZM233 44V43H232ZM254 44H257L256 46L254 45ZM263 44H264V42H263ZM262 44V45H263ZM8 45V44H7ZM26 45V42L25 43H22L20 46L18 45H16L19 49H20V47L22 48V47H24ZM31 45V44H30ZM116 45V44H115ZM120 45V44H119ZM124 45V44H123ZM156 45V44H155ZM190 45V44H189ZM210 45V44H209ZM234 45V44H233ZM232 45V46H233ZM237 45V44H236ZM235 45V46H236ZM262 45H261V47H262ZM6 46V45H5ZM4 46V47H5ZM11 46V45H10ZM12 46H13V44H12ZM120 46H122V45H120ZM176 46V45H175ZM231 46V45H230ZM248 46H249V44H248ZM247 46V47H248ZM35 47H37V46H35ZM110 47V46H109ZM180 47V46H179ZM178 47V48H179ZM259 48L258 47V49L259 50H263L262 48L264 47H262V48ZM3 48V47H2ZM18 48H16L15 49V51L16 50H18ZM40 48V47H39ZM177 48V49H178ZM224 48H225V45H224ZM37 49H38V47H37ZM43 49V48H42ZM119 49V48H118ZM117 49V50H118ZM162 49H164V48H162ZM171 49H173V47L171 48ZM223 49V48H222ZM26 50V49H25ZM40 50V49H39ZM145 50V49H144ZM153 50V49H152ZM161 50V49H160ZM225 50V49H224ZM223 50V51H224ZM229 50V49H228ZM248 50V49H247ZM9 51V50H8ZM15 51H13V52H15ZM41 51V50H40ZM162 51V50H161ZM175 51V50H174ZM195 51V50H194ZM231 51V50H230ZM229 51V52H230ZM252 51H250V52H248V53H250L251 54V52ZM256 51H255V53H256ZM13 52L12 51H9L7 54H5L4 55V57H3V59L6 61V63L8 64V62H9V64H11L10 62H12V60L14 59V58H16V57H13ZM118 52V51H117ZM173 52V51H172ZM212 52V51H211ZM228 51H226V53H227ZM258 53H259V51H257ZM16 53V52H15ZM24 53H26V52H24ZM27 53H28V51H27ZM153 53V52H152ZM176 53H177V51H176ZM175 53V54H176ZM193 53V52H192ZM258 53H256V54H258ZM264 53V52H263ZM23 54V53H22ZM44 54H45V52H44ZM64 54V55H65ZM88 54V53H87ZM179 54V53H178ZM260 54V53H259ZM18 55V54H17ZM32 55V54H31ZM64 55L62 56L61 55V57H62V59L61 60H59V61H57L56 62V65L58 64V65H60L59 63L64 59ZM106 55V56H105ZM112 55H113V53H112ZM150 55H151V53H150ZM162 55V54H161ZM49 56V55H48ZM57 56V55H56ZM147 56V55H146ZM190 56V55H189ZM193 56H195L194 54H193ZM193 56H191V57H193ZM23 57H25V56H23ZM37 57V56H36ZM222 57V56H221ZM21 58V59H20ZM33 58H35V57H33L32 56V58H31V56H29V54H28V57H25L24 59H22V57L20 56L19 57V62L20 63H23V61L25 60V62L23 63V67H24V69L28 66V65H31L30 64V62L32 63V65L34 64V61H32L33 60ZM87 58V61H90V59L88 60V56L86 57ZM85 58V59H86ZM188 58V57H187ZM196 58V57H195ZM200 58V57H199ZM198 58V59H199ZM60 59V58H59ZM70 59V58H69ZM149 59V58H148ZM147 59V60H148ZM192 59V58H191ZM190 59V60H191ZM3 60V61H4ZM7 60H8V62H7ZM77 60V59H76ZM189 60V59H188ZM4 61V62H5ZM36 61V60H35ZM44 61H45V59H44ZM92 61V60H91ZM90 61V62H91ZM94 61H92V66L94 65H96L97 64V62H96V64L94 63ZM170 61V60H169ZM192 61V60H191ZM65 62V61H64ZM68 62V61H67ZM75 63H79V60H78V62L77 61H74ZM90 62H88V64L90 63ZM113 62V61H112ZM189 62V61H188ZM19 63V64H20ZM47 63V62H46ZM55 63V62H54ZM75 63H73V64H75ZM84 63V62H83ZM83 63H79V64H83ZM173 63H175V62H173ZM61 64H62V62H61ZM188 64V63H187ZM187 64H186V66H187ZM12 65H13V63H12ZM17 65H18V63H17ZM16 65V66H17ZM45 63L44 62H38V61H36V64H35V66L33 67V68H31V73L33 74V75H35V76H33V77H35V78H40L41 76H42V74H43V69L42 68H44L45 67ZM76 65V64H75ZM80 65V66H81ZM84 65V64H83ZM89 65H91V64H89ZM153 65V64H152ZM173 65V64H172ZM172 65L170 64L169 66H171L172 67ZM3 66V65H2ZM5 66H6V64H5ZM19 66V65H18ZM77 66H78V64H77ZM76 66V67H77ZM174 66H176V65H174ZM208 66V65H207ZM8 67V66H7ZM13 67V66H12ZM21 67H22V64H21ZM79 67V66H78ZM89 67V66H88ZM91 67V66H90ZM97 67V66H96ZM96 67H94L93 69H94V72H96ZM137 67V66H136ZM171 67H169V68H171ZM15 68H17V67H15ZM28 68H29V66H28ZM46 68V67H45ZM86 68V67H85ZM84 67H83V69L81 68V70L80 71H84V70H86ZM92 68V67H91ZM169 68H168V72H169ZM205 68V67H204ZM210 68V67H209ZM6 69V68H5ZM18 69V68H17ZM16 69V70H17ZM78 69V68H77ZM92 69V70H93ZM118 69H120V68H118ZM128 69V68H127ZM165 69V68H164ZM207 69V68H206ZM202 70V69H201ZM214 70V69H213ZM2 71H3V69H2ZM5 71H7V72H9L8 74L10 75V71L9 70H5ZM12 71V70H11ZM15 71V70H14ZM28 71V70H27ZM29 71H30V69H29ZM79 71V73L81 74V72ZM90 71H91V69H90ZM133 71V70H132ZM167 71V70H166ZM181 71V70H180ZM209 71H211L210 69H209ZM86 72H88V71H86ZM99 72V71H98ZM114 72V73H113ZM139 72V71H138ZM137 72V73H138ZM162 72H163V70H162ZM165 72V71H164ZM182 72V71H181ZM3 73V72H2ZM28 73V72H27ZM45 73V72H44ZM77 73H78V71H77ZM85 73V72H84ZM93 73V72H92ZM110 73H111V75H110ZM178 73V72H177ZM4 74V73H3ZM13 74V73H12ZM22 75H23V73H21ZM46 74V73H45ZM67 74V73H66ZM94 74V73H93ZM139 74V73H138ZM237 74V73H236ZM7 75V74H6ZM5 75V77H7ZM85 75V74H84ZM92 75V74H91ZM101 75V74H100ZM177 75V74H176ZM201 75V74H200ZM2 76V75H1ZM28 76H29V73H28ZM90 76V75H89ZM137 76V75H136ZM144 76H145V74H144ZM151 76V75H150ZM243 76V75H242ZM25 77V76H24ZM23 77V78H24ZM32 77V79H34ZM45 77V76H44ZM51 77V76H50ZM68 77V76H67ZM99 77V76H98ZM158 77V76H157ZM203 77V76H202ZM247 77V76H246ZM252 77V76H251ZM8 78V77H7ZM13 78V77H12ZM57 78H59V77H57ZM56 78V79H57ZM91 78V77H90ZM105 78V79H106ZM142 78V77H141ZM177 78V77H176ZM205 78V77H204ZM203 78V79H204ZM207 78H209V76L207 77ZM2 80H3V77L1 78ZM6 79V78H5ZM18 79V78H17ZM21 79V78H20ZM30 79V78H29ZM31 79V80H32ZM44 79V78H43ZM46 79V78H45ZM97 79V81H98V78H96ZM230 79H232V78H230ZM230 79H229V81H230ZM238 79H239V77H238ZM1 80V82H0V130L2 131V129L1 128H5L6 129V127L5 126H7L8 128H11L12 126L10 125V122L12 121L13 122V120H11V118H13V117H15V116H13L14 114L13 113H15V111H16V109H15V111L12 109V108H7L9 105H10V103L12 104V98H11V95H12V93L13 92H18V87H19V85H20V82H21V84H22V81H20L19 79L15 82L14 81V83L12 82V84H9V85H7V82H9V81H6V80H4V81H2ZM23 81L25 80V79H22ZM30 80V81H31ZM50 80V79H49ZM67 80V79H66ZM101 80V79H100ZM103 80V79H102ZM112 80V79H111ZM138 80V79H137ZM204 80H206V79H204ZM236 80H237V78H236ZM235 79H234V82H229V84H235V81H236ZM240 81L239 82H236V83H240L241 82V87H247V86H249V85H251V84H253V82H247V81H245V80H241V79H239ZM257 80V79H256ZM30 81H28L29 83H30ZM47 81V80H46ZM73 81V80H72ZM87 81V80H86ZM113 81H114V79H113ZM132 81V80H131ZM156 81V80H155ZM162 81V80H161ZM164 81V80H163ZM197 82H198V80H196ZM210 81V80H209ZM253 81V80H252ZM41 82V81H40ZM39 82V83H40ZM76 82V81H75ZM85 82V81H84ZM88 82V81H87ZM104 82V81H103ZM108 82L110 83V81L108 80ZM108 82H106V83H103L102 84V81L101 82H97V83H95L96 85L94 86V89H91L92 90V92L91 93H89V94H87V93H85L86 91H84V93H83V96L80 98V100H88V98L89 97H91V95H93V97H97V94H98V96L99 95H101V94H99L100 92H108L109 91V89L110 88H108L107 89V87H108V85H111L112 84V82H111V84H109ZM116 82V81H115ZM157 82V81H156ZM176 82V81H175ZM204 82V81H203ZM28 83V84H29ZM38 83V84H39ZM42 83H43V81H42ZM44 83H45V81H44ZM43 83V84H44ZM78 83V82H77ZM77 83H75V84H77ZM89 83H91V81L89 82ZM131 83V82H130ZM153 83H154V81H153ZM166 83V82H165ZM202 83V82H201ZM26 84H27V82H26ZM31 84H33L32 82H31ZM31 84H29V85H31ZM93 84V83H92ZM92 84H91V88H92ZM113 84H114V82H113ZM113 84H112V86H113ZM135 84V83H134ZM151 84V83H150ZM156 84V83H155ZM167 84V83H166ZM169 84V83H168ZM204 84H206V83H204ZM213 84V83H212ZM228 84V85H229ZM254 84H256V81H255V83ZM28 85V86H29ZM36 85V84H35ZM42 85V84H41ZM74 85V84H73ZM89 85V84H88ZM131 85V84H130ZM135 85H137V84H135ZM220 85V84H219ZM225 85L227 86V84L225 83ZM23 86V85H22ZM28 86H26V87H28ZM67 86V85H66ZM83 86V85H82ZM84 86H86V85H84ZM115 86V85H114ZM168 86V85H167ZM200 86H201V84H200ZM203 86V85H202ZM208 86H209V84H208ZM231 86V85H230ZM238 86H240V85H238ZM254 86V85H253ZM256 86V85H255ZM87 87V86H86ZM89 87V86H88ZM129 87V86H128ZM217 87V86H216ZM215 87V88H216ZM219 87V86H218ZM31 88H32V86H31ZM35 88H36V86H35ZM72 88H73V86H72ZM77 88V87H76ZM78 88H81V87H78ZM83 88V87H82ZM81 88V89H82ZM122 88V87H121ZM120 88V89H121ZM127 88V87H126ZM133 88V87H132ZM135 88V87H134ZM145 88H147V87H145ZM152 88H153V86H152ZM151 88V89H152ZM167 88V87H166ZM168 88H170V87H168ZM172 88H174L173 86H172ZM180 88V87H179ZM179 88H177L176 90H179ZM201 88V87H200ZM215 88H213V89H215ZM257 88V87H256ZM26 89V88H25ZM25 89H23V90H21L20 91V93H24L23 91H25ZM30 89V88H29ZM37 89V88H36ZM84 89V88H83ZM151 89H149V90H151ZM208 89V88H207ZM240 89V88H239ZM246 89V88H245ZM260 89V88H259ZM31 90V89H30ZM50 90V89H49ZM79 89H77V90H73L72 92H73V94H74V92L77 94V97L79 96L80 97V95L81 94H79L78 95V91ZM87 90H89L88 88H87ZM90 90V91H91ZM124 90V89H123ZM126 90V89H125ZM137 90V89H136ZM138 90H139V88H138ZM163 90V89H162ZM175 90V91H176ZM181 90V89H180ZM204 90V89H203ZM209 90V89H208ZM232 90V89H231ZM234 90V89H233ZM26 91L28 92L29 90H27L26 89ZM25 91V92H26ZM32 91V90H31ZM34 91V90H33ZM39 91V90H38ZM41 91L43 92L44 90H40L39 92H34V93H36L35 95H34V97L36 96V97H38V94L39 93H41ZM89 91V92H90ZM142 91V90H141ZM147 91V90H146ZM170 91V90H169ZM205 91V90H204ZM229 92H230V90H228ZM228 91H226V92H224V93H227ZM237 91V90H236ZM239 91V90H238ZM26 92V93H27ZM82 92V91H81ZM118 92V91H117ZM139 92V91H138ZM145 92V91H144ZM206 92V91H205ZM215 92V91H214ZM228 92V93H229ZM33 93V92H32ZM33 93V94H34ZM46 93V92H45ZM122 93V92H121ZM124 93V92H123ZM143 93V92H142ZM149 93V92H148ZM151 93V92H150ZM172 93V92H171ZM183 93V92H182ZM181 93V94H182ZM208 93H210V92H208ZM231 93V92H230ZM87 94V95H86ZM106 95H107V93H105ZM116 94V93H115ZM134 94V93H133ZM139 96H140V94L139 93H137ZM136 94V95H137ZM152 94H153V92H152ZM202 94H205V93H202ZM144 95V94H143ZM146 95V94H145ZM144 95V96H145ZM253 96L255 95L254 93L252 94ZM260 95V94H259ZM31 96V95H30ZM39 96H41L40 94H39ZM75 96V95H74ZM127 96V95H126ZM141 96H142V94H141ZM164 96H166V95H164ZM169 96V95H168ZM173 96V95H172ZM177 96V95H176ZM33 96L31 97V98H34ZM35 97V98H36ZM51 97V96H50ZM53 97V96H52ZM143 97V96H142ZM140 98V99H143V98ZM147 97V96H146ZM175 97V96H174ZM262 97V96H261ZM31 98H29V100H31ZM41 98V97H40ZM47 98V97H46ZM135 98V97H134ZM138 98V97H137ZM180 98V97H179ZM263 98H264V96H263ZM28 99V98H27ZM38 99V98H37ZM44 99V98H43ZM48 99V98H47ZM90 99V98H89ZM96 99V98H95ZM98 99V98H97ZM100 99V98H99ZM139 99V100H140ZM152 99V98H151ZM200 99H202V97H200ZM144 100V99H143ZM143 100H142V102H143ZM146 100H148V99H146ZM150 100V99H149ZM148 100V101H149ZM195 100H197V99H195ZM199 100V99H198ZM197 100V101H198ZM114 101V100H113ZM147 101V102H148ZM204 101V100H203ZM264 101V100H263ZM37 102H39V101H37ZM53 102H56L55 100L53 101ZM53 102H52V105H53ZM118 102V101H117ZM135 102V101H134ZM142 102H141V104H142ZM144 102H146V101H144ZM156 102V101H155ZM48 103V102H47ZM121 103V102H120ZM139 102H136V104H138ZM153 104V101L151 100V102H150V104ZM41 104V103H40ZM110 104H111V102H110ZM118 104V103H117ZM133 104V103H132ZM131 104V105H132ZM135 104V103H134ZM134 104L132 105V107L134 106ZM140 104V103H139ZM138 104V105H139ZM144 104V103H143ZM149 104V103H148ZM150 104H149V106H150ZM177 104V103H176ZM42 105V104H41ZM120 105V104H119ZM145 105V104H144ZM179 105V104H178ZM181 105V104H180ZM263 105V104H262ZM110 107H112L113 105H109ZM124 106V105H123ZM146 106V105H145ZM109 107V108H110ZM115 107H116V105H115ZM128 107V106H127ZM131 107V106H130ZM130 107H128V108H130ZM136 107V106H135ZM140 107H141V105H140ZM140 107H138V108H140ZM144 107V106H143ZM174 107H176V105L174 106ZM173 107V108H174ZM184 107H185V105H184ZM4 108H7L8 109V111L7 110H4ZM18 108V107H17ZM119 108V107H118ZM178 108V107H177ZM176 108V109H177ZM261 108V107H260ZM58 108H56V110H57ZM107 109V108H106ZM116 109V108H115ZM133 109V108H132ZM175 109V108H174ZM175 109V110H176ZM263 109V108H262ZM125 110V109H124ZM123 110V111H124ZM135 110V108L133 109V111ZM138 110V109H137ZM141 110V109H140ZM148 110V109H147ZM182 110H183V108H182ZM182 110H180V111H177V112H179L180 114H184L185 115V113L182 111ZM204 110H206V109H204ZM253 110V109H252ZM255 110H257V109H255ZM14 111V112H13ZM18 111V110H17ZM53 111H55V110H53ZM106 111V110H105ZM104 111V112H105ZM119 111H121V109L119 110ZM130 111V110H129ZM132 111V110H131ZM130 111V112H131ZM132 111V112H133ZM163 109L161 110V112L162 113H160L159 111H158V115H162L163 114ZM186 111V110H185ZM207 111H208V108H207ZM206 111V112H207ZM259 111V110H258ZM80 112V111H79ZM113 112V111H112ZM139 112V111H138ZM142 112V111H141ZM145 112V111H144ZM149 112V111H148ZM214 112V111H213ZM56 113H57V111H56ZM106 113V112H105ZM111 112H109V114H110ZM134 113V112H133ZM132 113V114H133ZM176 113V112H175ZM194 113H195V111H194ZM252 113V112H251ZM19 115H20V113H18ZM115 114H117V113H115ZM146 114V113H145ZM144 114V115H145ZM198 114V113H197ZM199 114H200V116L203 114V112H202V114L200 113V111H199ZM225 114V113H224ZM23 115H25V114H23ZM52 115H53V113H52ZM76 115V114H75ZM100 115V114H99ZM179 115V114H178ZM221 115H223V114H221ZM245 115V114H244ZM13 116V117H12ZM22 116V115H21ZM54 116V115H53ZM77 116V115H76ZM111 116V115H110ZM114 116H116V115H114ZM118 116V115H117ZM189 116V115H188ZM191 116V115H190ZM199 116V117H200ZM208 116V115H207ZM226 116V115H225ZM47 117H48V115H47ZM50 117V116H49ZM61 117V116H60ZM64 117V116H63ZM66 117V116H65ZM73 117V116H72ZM95 117H97V116H95ZM104 117V116H103ZM106 117V116H105ZM122 117L124 118V116L122 115ZM138 117V116H137ZM139 117H141V116H139ZM138 117V118H139ZM149 117V116H148ZM151 117V116H150ZM160 117H163V116H159V118ZM204 117V116H203ZM218 117H220V114H219V116ZM23 118V117H22ZM62 118V117H61ZM75 118V117H74ZM77 118V117H76ZM94 118V117H93ZM112 118V117H111ZM137 118V119H138ZM188 118V117H187ZM190 118V117H189ZM201 118V117H200ZM208 118H211V117H206V120L208 119ZM222 118V117H221ZM225 118V117H224ZM20 118L18 117V120H19ZM25 119V118H24ZM59 119V118H58ZM92 119V118H91ZM119 119V118H118ZM120 119H121V117H120ZM129 119V118H128ZM135 119V118H134ZM144 119H145V117H144ZM162 119V118H161ZM165 119V118H164ZM168 119V118H167ZM198 119V118H197ZM218 119H220V118H218ZM15 120H17V118L15 119ZM23 120V119H22ZM26 120H27V118H26ZM26 120H24L23 122H25ZM77 119H75V121H76ZM113 120V119H112ZM111 120V121H112ZM116 120V119H115ZM127 120V119H126ZM139 120H141V119H139ZM143 120V119H142ZM160 120V119H159ZM157 121V123H155V125L153 126L152 125V128L150 129V130H154V129H156V127L157 126H164L163 125V122L162 121ZM184 120V119H183ZM202 120V119H201ZM201 120H199V122L201 121ZM204 120V119H203ZM210 120V119H209ZM214 120V119H213ZM223 120V119H222ZM20 121H21V119H20ZM58 121V120H57ZM61 121V120H60ZM79 121V120H78ZM101 121V120H100ZM110 121V122H111ZM118 121V120H117ZM132 121V120H131ZM130 121V122H131ZM138 121V120H137ZM178 121V120H177ZM186 121V120H185ZM189 121V120H188ZM192 121H194V120H192ZM218 121V120H217ZM227 121V120H226ZM229 121V120H228ZM19 122V121H18ZM22 122V124H24ZM108 122V121H107ZM115 122V121H114ZM139 122V121H138ZM141 122V121H140ZM180 122V121H179ZM191 122V121H190ZM219 122V121H218ZM222 122V121H221ZM15 123H16V121H15ZM103 123V122H102ZM113 123V122H112ZM134 124H135V122H133ZM175 123V122H174ZM181 123V122H180ZM187 123V122H186ZM201 123H206V122H201ZM215 123V122H214ZM18 124V123H17ZM20 124V123H19ZM22 124H20L21 126H22ZM58 124H60V123H58ZM78 124H81V123H78ZM97 124H100V123H97ZM105 124V123H104ZM121 124H122V122H121ZM124 124V123H123ZM123 124L122 125H120L119 123L117 124L116 122L112 125V129H114L115 131V133H117V130L119 129H122V127H123ZM145 124H147V123H145ZM144 124V125H145ZM170 124V123H169ZM3 125H5V126H3ZM14 125V124H13ZM19 125V126H20ZM82 125H83V123H82ZM106 125H108V124H106ZM126 125V124H125ZM128 125V124H127ZM131 125V124H130ZM139 125V124H138ZM187 125V124H186ZM191 125V124H190ZM188 126V127H190V129H192V130H197V129H200L201 128V126L203 125L204 126V124H201V126H200V124L199 123H197L196 121L195 122H193V124L191 125V126ZM224 125H225V123H224ZM232 125V124H231ZM15 126V125H14ZM76 126V125H75ZM81 126V125H80ZM79 126V127H80ZM95 127H97L96 125H94ZM103 126V125H102ZM102 126L100 125L99 127H101L102 128ZM148 126V125H147ZM177 126L178 125H176V128H177ZM183 126V125H182ZM181 126V127H182ZM207 126V125H206ZM204 127V129L205 128H207V127ZM209 126V125H208ZM236 126V125H235ZM17 127H18V125H17ZM16 127V128H17ZM99 127H97V128H99ZM104 127V126H103ZM106 127V126H105ZM108 127V126H107ZM111 127V126H110ZM109 127V128H110ZM137 127V126H136ZM144 127V126H143ZM170 127V126H169ZM200 127V128H199ZM218 127V126H217ZM246 127V126H245ZM6 129V130H8L9 131V129ZM13 128V127H12ZM15 128V129H16ZM75 128V127H74ZM76 128H77V126H76ZM81 128V127H80ZM79 128V129H80ZM96 128V129H97ZM101 128H99V129H101ZM128 128V127H127ZM166 128V127H165ZM174 128V127H173ZM175 128V129H176ZM203 128V127H202ZM210 127H208V129H209ZM211 128H213V127H211ZM79 129H77V130H79ZM94 129V128H93ZM125 129V128H124ZM137 129V128H136ZM135 129V130H136ZM140 129V128H139ZM169 129V128H168ZM167 129V130H168ZM170 129H172V128H170ZM169 129V130H170ZM182 130H183V128H181ZM216 129V128H215ZM246 129V128H245ZM13 130V129H12ZM17 130V129H16ZM15 130V131H16ZM98 130V129H97ZM125 130H127V129H125ZM142 130V129H141ZM152 130V131H153ZM159 130V129H158ZM166 130V129H165ZM172 130H174V129H172ZM186 130H187V128H186ZM214 130V129H213ZM211 130V131H207L206 129L205 130H201V132L203 131L204 133L206 132H208V134H207V136H206V138H208V136L210 137V138H215L216 136H217V131L218 130ZM235 130V129H234ZM242 130H244L243 128H242ZM14 131V132H15ZM18 131V130H17ZM16 131V132H17ZM33 131H35V130H33ZM62 131V130H61ZM60 131V132H61ZM68 131H69V129H68ZM143 131V130H142ZM147 131V130H146ZM152 131H151V134H152ZM164 131V130H163ZM220 131H221V129H220ZM7 132V131H6ZM58 132V131H57ZM60 132H58V133H60ZM77 132V131H76ZM132 132V131H131ZM148 132V131H147ZM150 132V131H149ZM154 132V131H153ZM157 132V131H156ZM184 132V131H183ZM188 132V131H187ZM192 132V131H191ZM198 133H201V132H199V131H197ZM219 132V131H218ZM227 132V131H226ZM230 132H231V129H230ZM242 132V131H241ZM264 132V131H263ZM2 133H3V131H2ZM10 133H12V131L10 132ZM18 133H20V131H18ZM17 133V134H18ZM26 133V132H25ZM28 133V132H27ZM38 133V132H37ZM118 133H119V131H118ZM127 133V132H126ZM129 133V132H128ZM140 133V132H139ZM198 133L195 135L196 137L198 136ZM204 133H202V134H204ZM223 133V132H222ZM232 133V132H231ZM237 133H239V132H237ZM6 134V133H5ZM36 134V133H35ZM106 134V133H105ZM112 134V133H111ZM114 134V133H113ZM131 134V133H130ZM144 134H145V132H144ZM147 134H149L150 135V133H147ZM146 134V135H147ZM156 134V133H155ZM183 134V133H182ZM185 134V133H184ZM220 134H221V132H220ZM219 134V135H220ZM260 134V133H259ZM259 134H257V135H259ZM262 134H264V133H262ZM11 135V134H10ZM16 135V134H15ZM25 135V134H24ZM28 135V134H27ZM63 135V134H62ZM83 135V134H82ZM110 135V134H109ZM115 135V134H114ZM132 135H133V133H132ZM142 135V134H141ZM162 135V134H161ZM175 135H176V133H175ZM186 135V134H185ZM187 135H188V133H187ZM190 135V134H189ZM205 135V134H204ZM218 135V136H219ZM223 135V134H222ZM227 135V134H226ZM231 135V134H230ZM234 135V137H237V136H235V134H233ZM232 135V136H233ZM237 135V134H236ZM7 138L9 139V137L11 138V136H9L8 134H7ZM14 136V135H13ZM21 136H23V135H21ZM32 136V135H31ZM35 136V135H34ZM67 136V135H66ZM76 136V135H75ZM88 135H86V137H87ZM144 136V135H143ZM143 136H141L142 138H144ZM170 136V135H169ZM177 136V135H176ZM180 135H178L177 137H179ZM183 136V135H182ZM217 136V137H218ZM260 136V135H259ZM15 137V136H14ZM17 137H18V135H17ZM29 137V136H28ZM60 137H62V136H60ZM80 137H83V136H80ZM138 138H139V136H137ZM150 137V136H149ZM173 136H171V137H167V138H172ZM190 137H191V135H190ZM195 137V138H196ZM205 137V136H204ZM221 137V136H220ZM256 137V136H255ZM1 138V137H0ZM13 138V137H12ZM12 138H11V141H12ZM16 138V137H15ZM15 138H13V139H15ZM19 138V137H18ZM34 138V137H33ZM84 138V137H83ZM93 138V137H92ZM185 138V137H184ZM202 138V137H201ZM206 138H203L202 140H203V144H206ZM238 138V137H237ZM236 138V139H237ZM240 138V137H239ZM262 137H260V139H261ZM17 139V138H16ZM27 139V138H26ZM25 139V140H26ZM91 139V138H90ZM96 139V138H95ZM111 139V138H110ZM150 139V138H149ZM158 139V138H157ZM173 139V140H172ZM171 140H168V141H166V143H167V145H166V147L164 146V148H166L167 150H168V148H171L173 145H174V147H176L175 146V144L178 146H180V147H178L177 149H175V148H173V150L170 152L171 154H172V156L174 157V156H176V155H178L177 157H179V158H175V159H177V160H179L181 163L183 162L182 161V159L183 158H185V157H187V155H191V158H193L194 157V159L195 158H197L198 156H195L196 154L195 153H191V149H192V147H193V145L191 146L190 145V147L188 146V147H185V148H183V146H185L184 145V142H183V138H181V137H179V138H177V139H175V136H174V138H172ZM175 139V140H174ZM188 139H189V137H188ZM188 139H186V140H188ZM191 139V138H190ZM189 139V140H190ZM222 139V138H221ZM220 139V140H221ZM235 139V140H236ZM243 139V138H242ZM1 140H2V138H1ZM18 140V139H17ZM20 140V139H19ZM22 140V139H21ZM97 140V139H96ZM125 140V139H124ZM148 140V139H147ZM151 140V139H150ZM155 139H153V141H154ZM165 140H167V139H165ZM202 140L200 141V140H198V141H200L201 143H202ZM210 140V139H209ZM213 140V139H212ZM211 140V141H212ZM238 140V139H237ZM262 140V139H261ZM10 141V142H11ZM14 141V140H13ZM12 141V142H13ZM63 141H64V139H63ZM62 141V142H63ZM90 141V140H89ZM144 141H145V139H144ZM191 141H194V140H191ZM190 141V142H191ZM197 141V142H198ZM216 141V140H215ZM263 141V140H262ZM4 142V141H3ZM6 142V141H5ZM24 141L22 140V142H17L16 143V141H15V143L16 144H18L19 145V143L21 144V143H23ZM39 142H42L43 143V141L42 140H39ZM61 142V143H62ZM78 142V141H77ZM87 142V141H86ZM92 142V141H91ZM94 142V141H93ZM92 142V143H93ZM96 142V141H95ZM102 141L100 140V143H101ZM123 142H125V141H123ZM122 142V143H123ZM146 142V141H145ZM155 142H156V140H155ZM185 142H188V141H185ZM195 142H196V140H195ZM200 142H198V143H200ZM216 142H219V140L218 141H216ZM8 143V142H7ZM27 143H29V142H27ZM35 143V142H34ZM103 143V142H102ZM121 143V144H122ZM148 143V142H147ZM159 143H161V142H159ZM4 144H6V143H2V145H4ZM10 144V143H9ZM14 144V143H13ZM15 144V145H16ZM39 144V143H38ZM54 144H56V143H54ZM53 144V145H54ZM149 144V143H148ZM156 144V143H155ZM158 144V143H157ZM165 144V143H164ZM195 144V143H194ZM209 144V143H208ZM211 144V143H210ZM213 144V143H212ZM238 144V143H237ZM236 144V145H237ZM263 144V143H262ZM2 145H0V146H2ZM14 145V146H15ZM18 145H17V147H18ZM36 145V144H35ZM41 145V144H40ZM63 145H64V143H63ZM65 145H66V143H65ZM77 145V144H76ZM83 145V144H82ZM91 145V144H90ZM96 145V144H95ZM104 145V144H103ZM113 145V144H112ZM159 145V144H158ZM200 145V144H199ZM199 145H196V147L198 146L199 147ZM222 146H223V149H227V150H230V149H232V150H234V147H235V143H234V138L233 137H224V140H222V144H221ZM6 146V145H5ZM19 146H21V145H19ZM43 146V145H42ZM51 146V145H50ZM74 146V145H73ZM79 146V145H78ZM88 146V145H87ZM100 146V145H99ZM107 146H108V144H107ZM140 146H141V144H140ZM145 146V145H144ZM153 146V145H152ZM152 146H150L151 148H152ZM162 146V145H161ZM21 147H23V146H21ZM25 147V146H24ZM37 148H38V145L36 146ZM60 147V146H59ZM89 147H91V146H89ZM101 147H103V146H101ZM100 147V148H101ZM211 147V146H210ZM238 147V146H237ZM6 148L8 149V151H9V148L6 146ZM34 148V147H33ZM40 148V147H39ZM43 148V147H42ZM44 148H45V145H44ZM48 149V151L51 149V153H53V152H55L54 150H52V148H50L49 149V147H47ZM54 148V147H53ZM68 148V147H67ZM74 148H77L76 146H74ZM84 148V147H83ZM111 148V147H110ZM125 148V147H124ZM236 148V147H235ZM2 149H3V147H2ZM29 149V148H28ZM32 149V148H31ZM63 149V148H62ZM89 149V148H88ZM102 149H106V148H102ZM118 149H120V148H117V151H118ZM128 149H129V147H128ZM247 149H249V148H247ZM1 150V149H0ZM21 150V149H20ZM69 150V149H68ZM73 150V149H72ZM83 150V149H82ZM81 150V151H82ZM98 150H101V149H98ZM113 150V149H112ZM115 150V149H114ZM127 150V149H126ZM145 150H147V149H145ZM144 150V151H145ZM196 150H197V148H196ZM200 150H202V149H200ZM236 150V149H235ZM234 150V151H235ZM6 151V150H5ZM31 151V150H30ZM30 151H28V152H30ZM77 151V150H76ZM142 151V150H141ZM150 151V150H149ZM161 151H163V150H161ZM166 151V150H165ZM245 151H248V150H246L245 149ZM249 151H251L250 149H249ZM2 152V151H1ZM27 152V151H26ZM35 152H38V151H35ZM42 152V151H41ZM66 152L67 151H65V154H66ZM84 152V151H83ZM86 152H88V151H86ZM101 152V151H100ZM143 152V151H142ZM146 152V151H145ZM199 152V151H198ZM207 152V151H206ZM230 152V151H229ZM237 152V151H236ZM7 153V152H6ZM17 153V152H16ZM97 153V152H96ZM113 153H115V152H113ZM117 153V152H116ZM118 153H120V152H118ZM126 153H127V151H126ZM132 153V152H131ZM135 153V152H134ZM148 153V152H147ZM149 153H151V152H149ZM153 153V152H152ZM161 153V152H160ZM201 153V152H200ZM204 153V152H203ZM203 153H201L202 155H203ZM240 153V152H239ZM242 153V152H241ZM243 153H244V151H243ZM39 154H41L40 152H39ZM76 154V153H75ZM90 154H92L93 155V153H90ZM89 154V155H90ZM130 154V153H129ZM137 154V153H136ZM139 154V153H138ZM141 154V153H140ZM144 154V153H143ZM155 154H157V153H155ZM165 154H166V152H165ZM193 154H194V156H193ZM210 154V153H209ZM224 154V153H223ZM222 154V155H223ZM236 154V153H235ZM234 154V155H235ZM237 154H238V152H237ZM249 154V153H248ZM5 155V154H4ZM17 155V154H16ZM42 155V154H41ZM44 155V154H43ZM61 155H63L64 156V152H63V154H60V156ZM96 155V154H95ZM114 155H116V154H114ZM148 155V154H147ZM146 155V156H147ZM163 155H164V153H163ZM163 155H159L158 157H160V156H162V158H163ZM167 155H168V152H167ZM216 156V158H214V162L213 163H215V164H213V163H205L206 165H208L209 164V167H210V169L212 168V171L211 172H213L212 173V175H209V176H211L210 177V179L209 180H207V181H201L200 179H201V177H199V178H196L197 180H196V184L198 185V187H200V188H198V189H201V190H198V191H201V192H199V194L198 195H196V196H192L193 198H191L190 200H191V204H189L188 202V204L187 205H185V206H181V205H179V206H181V207H179L178 206V208L177 209H175V210H173L172 212H175V213H177V215H180V214H182V215H186L188 212L190 213L191 211H194V209H192V210H190V208H195V206H198L200 209H203L202 210V214H201V211H200V213H198V215L199 214H201V217L200 216H198V215H196V214H194L195 215V218H199V220H202V219H204L205 217H212V218H215V220H222L221 222H220V225L218 226V225H216V223L214 222V223H212V224H208V225H200V227H199V229H194V231L193 232H190L189 233V231H188V229H189V223H191V222H189L188 223V221H192V219L193 218H191V219H189V217L188 216H185V218L184 219H181V220H179V219H176V221H167V220H164V218H163V215H164V213L165 212H168L169 210H172L175 206H170L169 205V207L167 206V208L165 207V208H163L164 207V205H162L163 207H161V206H159V205H157L158 207H154L153 205H150L152 208H155V210H153L156 214H155V216L156 217H151L152 215H153V211H151V208L149 209V205H147V206H145L146 204H145V202H147V201H145L144 203H139V205H137V209L135 208L134 210H132L131 212H129L127 215H130V214H132L133 215V213H137L138 215H140L141 216V219L143 218V220L144 219H149L148 220V225L146 226V229L147 228H150V229H152V228H156L154 231H151V234H152V232H153V234L151 235L150 233V235L152 236V238H154L155 239V237H156V239H157V237H158V239H159V241L160 240H163V238H166L167 239V237H168V235H171V234H169V232H168V230H167V232L163 229L164 227V225H166V224H168L169 226L168 227H171V229H172V231H173V228L175 229V228H178L177 229V231H174V234H173V236L171 237L172 239H173V242H175L174 243V245H177V246H179L181 249H183L185 252H188V253H190L191 251H194V250H197V252L198 251H200V248H201V245H203V244H210L211 246H210V248L212 249V246H214V244H216V243H218V244H216L217 245V247L219 246V249L218 250H216V249H213L214 251H215V254H213L212 252V254L213 255H215V256H213V259H212V261H217V256H223V258L221 259V261L222 262H224V263H227L228 262V260L230 259V258H232L233 256H238L239 258H241L240 256H243L242 254H244V255H247V258L249 257V259L246 261V262H242L241 261V264H247L249 261H251L252 260V258H250L251 256H255V259L256 260H258V262L256 263V264H264V242L262 241L263 240V238H261L260 237V232H262V234L264 235V225H261L262 226V228H261V226L259 225V227H260V229H258V226H256V224H261V223H259V221H258V223L256 222L257 221V217L258 216H252V214L253 213H257L256 215H259V216H261L260 215V213L262 214H264V200L261 198L262 197V193H256V192H254V188H255V186H254V188L252 189V191L254 192V193H256V196H254V193L252 194L253 196H254V198H253V196L251 197L250 195H248V194H246L245 192H243V191H241V189L239 188V189H231V188H228V185L226 186V184H227V182H229L230 180H232V179H234V178H237V179H234V181H232L231 182V184L233 185V184H237V182H242V184H243V186H241L242 188H245L246 189V187H250V184L253 182V181H255V178H254V175H256L255 174V171L256 170H254V171H249V170H251V169H249V170H247V171H245V169L244 170H242V172L243 173H241V172H237V171H239L240 169H241V166H242V163H244V161H246L247 162V160L245 159L246 158V155L247 154H244L243 156L244 157H242L241 159H239V161L238 160H236L237 158H234V157H236V156H231V154L229 155V154H227L226 155V157L225 156ZM250 155V154H249ZM3 156V155H2ZM14 156V155H13ZM66 156V155H65ZM78 156V155H77ZM76 156V157H77ZM94 156V155H93ZM92 156V157H93ZM98 156H100V155H98ZM105 156H106V154L104 155V158H105ZM124 156V155H123ZM131 156V155H130ZM137 156V155H136ZM151 156V155H150ZM166 156V155H165ZM164 156V157H165ZM171 156V155H170ZM171 156V158H173ZM232 158H231V157ZM263 156V155H262ZM52 157V156H51ZM74 157H75V155H74ZM140 157V156H139ZM169 157V156H168ZM207 157V156H206ZM209 157H211V156H209ZM239 157V156H238ZM248 157V156H247ZM250 157V156H249ZM0 158H1V156H0ZM6 158V157H5ZM59 158V157H58ZM110 158V157H109ZM124 158V157H123ZM132 158V157H131ZM148 158V157H147ZM181 158V159H180ZM191 158H190V160H191ZM234 158V159H233ZM240 158V157H239ZM56 159V158H55ZM61 159V161L62 160H64L65 161V159H62V158H60ZM84 159V158H83ZM103 159V158H102ZM133 159V158H132ZM149 159H151V158H149ZM167 159V158H166ZM165 158H164V160H166ZM188 159V158H187ZM203 160H204V158H202ZM212 159H213V157H212ZM11 160V159H10ZM59 160V159H58ZM71 160H72V158H71ZM118 160V159H117ZM120 160H121V158H120ZM127 160V159H126ZM125 160V161H126ZM129 160V159H128ZM147 160V159H146ZM145 160V161H146ZM151 160H153V158L151 159ZM162 160V159H161ZM168 160H170V159H168ZM167 160V162H169ZM174 160V159H173ZM173 160H170L171 162L173 161ZM184 160V159H183ZM186 160V159H185ZM189 160V159H188ZM193 160V159H192ZM201 160V159H200ZM2 161V160H1ZM34 161V160H33ZM60 161V160H59ZM82 161V160H81ZM81 161H75V162H71L73 165H71L70 167H68V169H72L73 168V170H75L74 168H79V167H81L80 165V163H81ZM85 161H86V159H85ZM96 161H97V159H96ZM104 161V160H103ZM122 161V160H121ZM144 161V162H145ZM249 161V160H248ZM5 162V159H4V161H3V163ZM35 162H36V160H35ZM39 162V161H38ZM45 162V161H44ZM43 162V163H44ZM48 162V161H47ZM46 162V163H47ZM55 162H57V161H55ZM88 162V161H87ZM159 162V161H158ZM175 162V161H174ZM179 162V163H180ZM187 162V161H186ZM192 162V161H191ZM194 162V161H193ZM200 162V161H199ZM198 162V163H199ZM64 163V162H63ZM83 164H85L84 162H82ZM95 163V162H94ZM101 163H103V162H101ZM100 163V164H101ZM141 163V162H140ZM150 163V162H149ZM157 163V162H156ZM176 163H178V161L176 162ZM175 163V164H176ZM7 164V163H6ZM32 163H30V165H31ZM36 164H39V163H37L36 162ZM35 164V165H36ZM48 164V163H47ZM51 164V163H50ZM62 164V163H61ZM65 164V163H64ZM67 164V163H66ZM92 164H93V162H92ZM111 164V163H110ZM152 164V163H151ZM167 163H165L164 165H162L163 167H159L158 165L157 166H155V165H152V166H150L149 168H148V170L146 169V172H148V173H151V175H152V173L153 172H155L156 170H162L161 172H159L160 174L162 173V172H165V169H163L164 168V166L166 165ZM175 164H173V166H175ZM183 164V163H182ZM185 162H184V166H185ZM204 164V165H205ZM216 164H218L219 165V169H215L213 166L215 165V166H217ZM246 164V163H245ZM248 164V163H247ZM3 165V164H2ZM16 165H19V164H16ZM33 165V164H32ZM44 165H46L45 163H44ZM60 165V164H59ZM63 165V164H62ZM86 165V164H85ZM105 165V164H104ZM109 165V164H108ZM117 165H119V164H117ZM120 165H122V162H121V164ZM141 165H143V164H141ZM170 165V164H169ZM169 165H167V166H169ZM180 165V164H179ZM179 165L177 164V166L179 167ZM192 165V164H191ZM190 165V166H191ZM195 165H196V162H195ZM198 165V164H197ZM202 165V164H201ZM251 165V164H250ZM249 165V166H250ZM43 166V165H42ZM52 166V165H51ZM50 166V167H51ZM58 166V165H57ZM87 166H89V165H87ZM92 166V165H91ZM132 166H134V165H132V163L131 164H128V162L127 163H124V165H122L121 166V168H122V170H120V173H122L123 171H125V170H128V169H130ZM145 166H148V165H145ZM173 166H171V168L173 167ZM190 166H188V167H190ZM10 167V166H9ZM17 167V166H16ZM41 167V166H40ZM40 167H38L39 168V170H40ZM52 167H55L54 165L52 166ZM95 167H96V165H95ZM106 167V166H105ZM108 167V166H107ZM116 167V166H115ZM136 167V166H135ZM140 167V166H139ZM138 167V168H139ZM142 167V166H141ZM182 169H183V166L181 165L180 166ZM179 167V168H180ZM193 167H194V165H193ZM196 167V166H195ZM199 167V166H198ZM201 167V166H200ZM207 167V166H206ZM205 167V168H206ZM245 167H247V166H245ZM262 167V166H261ZM6 168V167H5ZM48 168H49V166H48ZM87 168V167H86ZM111 168V167H110ZM117 168V167H116ZM119 168H120V166H119ZM137 168V169H138ZM171 168L168 170V171H170L171 170ZM173 168H175V167H173ZM172 168V169H173ZM178 168V169H179ZM187 168V167H186ZM185 167H184V169H186ZM106 169V168H105ZM109 169V168H108ZM132 169H133V167H132ZM168 169V168H167ZM166 169V170H167ZM183 169V170H184ZM199 169V168H198ZM11 170V169H10ZM42 170H43V168H42ZM65 170V169H64ZM81 170V169H80ZM79 170V171H80ZM93 170V169H92ZM110 170V169H109ZM164 170V171H163ZM177 170V169H176ZM187 170V169H186ZM193 170H195V169H193ZM192 169H191V171L190 170H188V172L186 173L185 172V170H184V172L186 173V176H194V175H192L193 174V171ZM202 170H203V166H202ZM13 171V170H12ZM35 171V170H34ZM36 171H38V170H36ZM66 171V170H65ZM84 170H82V172H83ZM105 171V170H104ZM129 171V170H128ZM137 171V170H136ZM139 171H140V169H139ZM153 171V172H152ZM172 171V170H171ZM181 171V169H179V171H177V172H180ZM226 171H229V172H227V173H231V171L232 172H234V173H238V174H232L231 173V175L232 176H230V177H226V175L224 174V173H226ZM2 173L3 172H5V171H1ZM63 172V171H62ZM72 172V171H71ZM78 172V171H77ZM81 172V173H82ZM93 172H95V171H93ZM106 172V171H105ZM104 172V173H105ZM174 172V171H173ZM200 172H201V168H200ZM199 172V173H200ZM205 172V171H204ZM207 172V171H206ZM69 173V172H68ZM67 173V174H68ZM79 173V172H78ZM92 173V172H91ZM103 173V172H102ZM145 173V172H144ZM148 173H147V175H148ZM157 175H158V179L159 178H161V177H159V173H157V172H155ZM155 173H153V174H155ZM174 173H176V172H174ZM181 173V172H180ZM182 173H183V171H182ZM184 173V174H185ZM208 173H210V172H208ZM14 174V173H13ZM60 174V173H59ZM82 174H84V173H82ZM117 174V173H116ZM127 174V173H126ZM163 174V173H162ZM178 174V173H177ZM207 174V173H206ZM228 174V175H229ZM249 175V177L251 176V178L250 179H246L247 178V175ZM10 175H12L11 173H10ZM9 175V176H10ZM63 175H64V172H63ZM97 175V174H96ZM103 175V174H102ZM101 175V176H102ZM106 175V174H105ZM120 174H117V176H119ZM133 175V174H132ZM131 175V177H133ZM146 175V174H145ZM181 175V174H180ZM200 175V174H199ZM198 175V176H199ZM246 175V176H245ZM75 176V175H74ZM90 176H91V174H90ZM112 176H113V174H112ZM121 176V175H120ZM138 176V175H137ZM137 176H136V178H137ZM162 176V175H161ZM66 177V176H65ZM68 177H69V175H68ZM71 177V176H70ZM78 177V176H77ZM81 177V176H80ZM122 177V176H121ZM149 177H150V175H149ZM157 177V176H156ZM183 177V176H182ZM196 177H197V174H196ZM205 176H203V178H204ZM75 178V177H74ZM87 178V177H86ZM92 178V177H91ZM151 178V177H150ZM163 178V177H162ZM208 178V177H207ZM70 179V178H69ZM68 179V180H69ZM90 179V178H89ZM101 179V178H100ZM117 179V178H116ZM145 179V178H144ZM154 179V178H153ZM185 179V178H184ZM187 179H188V177H187ZM204 179H206V178H204ZM246 179V180H245ZM80 180V179H79ZM83 180V179H82ZM99 180V179H98ZM129 180V179H128ZM137 180H138V178H137ZM189 180V179H188ZM188 180H186V181H188ZM192 180V179H191ZM193 180H194V178H193ZM203 180V179H202ZM5 181V180H4ZM64 181V180H63ZM73 181V180H72ZM71 181V182H72ZM76 181V180H75ZM78 181V180H77ZM135 181V180H134ZM139 181V180H138ZM141 181V180H140ZM154 181H156V179L154 180ZM244 181H246L247 182V184L246 185H244L245 183H244ZM264 180H261L260 182H263ZM69 182V181H68ZM67 182V183H68ZM80 182V181H79ZM92 182V181H91ZM93 182H94V180H93ZM97 182V181H96ZM99 182H101V180H99ZM115 182V181H114ZM129 182H130V180H129ZM142 182V181H141ZM157 182V181H156ZM159 182H161V181H158V183ZM190 181H188V183H189ZM194 182V181H193ZM63 183V182H62ZM66 183V184H67ZM107 183V182H106ZM117 183V182H116ZM121 183V182H120ZM120 183H118L119 184V186H120ZM126 183V182H125ZM131 183H133V182H130V184ZM151 183V182H150ZM172 184H173V182H171ZM192 183V182H191ZM230 183V182H229ZM3 184H4V182H3ZM64 184V183H63ZM80 184V183H79ZM87 184V183H86ZM86 184H84V186H86ZM113 184V183H112ZM127 184H129L128 182H127ZM143 184H145V183H143ZM154 184V183H153ZM168 184V186H169V184L170 183H167ZM187 184V183H186ZM185 184V185H186ZM194 184V183H193ZM239 184V183H238ZM237 184V185H238ZM241 184V185H242ZM10 185V184H9ZM70 185V184H69ZM88 185V184H87ZM107 185V184H106ZM115 185V184H114ZM126 185V184H125ZM155 185V184H154ZM159 185V184H158ZM62 186V185H61ZM77 186V185H76ZM92 186H93V184H92ZM96 186V185H95ZM99 186V185H98ZM113 186V185H112ZM116 186V185H115ZM118 186V187H119ZM121 186H123V184L121 185ZM140 186V185H139ZM142 186V185H141ZM146 186V185H145ZM163 186V185H162ZM166 187V188H169V187ZM173 185H171L170 187H172ZM188 186V185H187ZM0 187H2V186H0ZM73 187V186H72ZM87 187V186H86ZM85 187V188H86ZM89 187V186H88ZM100 187V186H99ZM99 187H97V188H99ZM104 187V186H103ZM117 187V188H118ZM124 187V186H123ZM155 187V186H154ZM182 187H183V185H182ZM185 187V186H184ZM225 187H226V189H227V192H221L220 193V188H224V190L226 191V189H225ZM258 187V186H257ZM3 188V187H2ZM2 188H1V190H2ZM10 188V187H9ZM77 188V187H76ZM145 188V187H144ZM151 188V187H150ZM157 188V187H156ZM159 188V187H158ZM162 188V187H161ZM174 188V187H173ZM186 189H187V187H185ZM80 189V188H79ZM129 189V188H128ZM127 189V190H128ZM142 189H143V187H142ZM163 189V188H162ZM174 189H176V188H174ZM178 190L180 189V188H177ZM176 189V190H177ZM0 190V191H1ZM8 190V189H7ZM30 190V189H29ZM65 190V189H64ZM71 190V189H70ZM82 190V189H81ZM80 190V191H81ZM87 190V189H86ZM98 190V189H97ZM122 190V189H121ZM125 190V189H124ZM139 190V189H138ZM154 190H156V189H154ZM153 190V191H154ZM157 190H159V189H157ZM173 190V189H172ZM178 190H177V192L176 193H178ZM185 189L183 188V190L182 191H184ZM223 190V189H222ZM247 190H248V188H247ZM249 190H250V188H249ZM264 190V189H263ZM3 191V190H2ZM91 191H92V188H91ZM102 191V190H101ZM140 191V190H139ZM146 191H147V189H146ZM163 191V190H162ZM161 191V192H162ZM171 191V190H170ZM4 192V194H5V192H8V191H3ZM25 192V191H24ZM29 192V191H28ZM70 192V191H69ZM74 192V191H73ZM79 192V191H78ZM94 192H96V191H94ZM138 192V191H137ZM141 192V191H140ZM143 192V191H142ZM159 192H160V190H159ZM0 193H2V192H0ZM22 193V192H21ZM27 193V192H26ZM25 193V194H26ZM80 193V192H79ZM121 193V192H120ZM119 193V194H120ZM126 193V192H125ZM145 193V192H144ZM155 194H156V192H154ZM153 193V194H154ZM163 193V192H162ZM169 193V192H168ZM170 193H172V195H173V197H174V192L173 191H171ZM175 193V194H176ZM181 193V192H180ZM183 193V192H182ZM192 193V192H191ZM194 193H195V191H194ZM224 193V194H223ZM8 194V193H7ZM11 194V193H10ZM10 194H8L7 196H9ZM12 194H14V193H12ZM11 194V195H12ZM18 194V193H17ZM17 194H14V196L15 195H17ZM76 194H78V193H76ZM83 194V193H82ZM114 194H116V193H114ZM140 194V193H139ZM141 194H143V193H141ZM154 194V195H155ZM161 194V193H160ZM167 194V193H166ZM193 194V193H192ZM192 194H190V196L192 195ZM251 194V193H250ZM1 195H3V194H1ZM30 195H31V193H30ZM35 195V194H34ZM67 195V194H66ZM85 195H86V193H85ZM94 195V194H93ZM134 195H135V190H134ZM5 195H3L2 197H4ZM13 196V197H14ZM78 196V195H77ZM100 196H102V195H100ZM129 196V195H128ZM148 196H149V193H148ZM161 196V195H160ZM160 196H159V198H160ZM171 196V195H170ZM176 196V195H175ZM179 196H180V194H179ZM248 196H250V197H248ZM16 197V196H15ZM26 197H27V195H26ZM25 197V198H26ZM28 197H30V196H28ZM67 197V196H66ZM115 197V196H114ZM113 197V198H114ZM132 197H133V195H132ZM131 197V198H132ZM150 197V196H149ZM165 197V196H164ZM188 197H189V195H188ZM49 198V197H48ZM47 198V199H48ZM100 198V197H99ZM98 198V199H99ZM110 198H112L111 196H110ZM110 198H109V200H110ZM135 198V197H134ZM165 198H169V196L167 197H165ZM206 198V200L207 201H209L211 204H208L207 205V203H204V201H202V200H204ZM259 198H261V201L259 202V201H255V200H258ZM16 199V198H15ZM28 199V198H27ZM30 199V198H29ZM32 199V198H31ZM39 199V198H38ZM37 199V200H38ZM63 199V198H62ZM73 199V198H72ZM96 199H97V197H96ZM105 198H103V200H104ZM128 199V198H127ZM133 199V198H132ZM136 199V198H135ZM150 199H151V197H150ZM187 199V198H186ZM194 199H196L195 201H194ZM18 200V199H17ZM43 200V199H42ZM66 200V199H65ZM109 200H108V202H109ZM129 200V199H128ZM141 200V199H140ZM162 200H163V198H162ZM161 200V201H162ZM178 200V199H177ZM260 200V199H259ZM9 201H10V199H9ZM8 201V202H9ZM11 201H12V199H11ZM10 201V202H11ZM29 201V200H28ZM26 202V203H29V202ZM35 201V200H34ZM58 201V200H57ZM139 201V200H138ZM157 201V200H156ZM159 201V200H158ZM161 201H160V203L159 204H161ZM164 201H165V199H164ZM194 201V202H193ZM47 202V201H46ZM63 202H64V200H63ZM66 203H67V201H65ZM69 202H70V200H69ZM182 202H183V198H182ZM1 203V202H0ZM13 203V202H12ZM12 203H10V204H12ZM53 203V202H52ZM58 203V202H57ZM60 203V202H59ZM84 203V202H83ZM87 203H89V202H87ZM86 203V204H87ZM103 203V202H102ZM101 203V204H102ZM105 203V202H104ZM156 203V202H155ZM155 203H154V205H155ZM158 203V202H157ZM8 204V203H7ZM15 204V206H17L16 205V202L14 203ZM56 203H54V205H55ZM70 204V203H69ZM72 204V203H71ZM90 204V203H89ZM101 204H99V205H101ZM127 204V203H126ZM152 204V203H151ZM203 204H205V205H203ZM3 205V204H2ZM83 205V204H82ZM91 205V204H90ZM127 205H129V204H127ZM203 205V206H202ZM7 206V205H6ZM10 206V205H9ZM63 206V205H62ZM98 206V205H97ZM97 206H96V208H97ZM120 206V205H119ZM1 207V206H0ZM18 208H19V206H17ZM69 207H70V205H69ZM128 207V206H127ZM197 207V208H198ZM15 208V207H14ZM17 208V209H18ZM21 208V207H20ZM107 208V207H106ZM113 208V207H112ZM119 208V207H118ZM16 209V210H17ZM24 209V208H23ZM67 209V208H66ZM69 209V208H68ZM105 209V208H104ZM121 209H123V207L121 208ZM124 209H125V207H124ZM123 209V210H124ZM131 209V208H130ZM13 210V209H12ZM107 210V209H106ZM111 210H113V209H111ZM110 210V211H111ZM122 210V211H123ZM20 211V210H19ZM30 211V210H29ZM55 212V211H54ZM115 212V211H114ZM125 212V211H124ZM184 212H186V213H184ZM2 213L4 214V211L2 210ZM19 213V212H18ZM31 213V212H30ZM30 213H28L27 215L26 214H24L23 213V215H20V216H18V214L16 213V212H13V211H9L6 215H5V222L6 221H8V224H9V222H10V219L11 220H13V218H17V220H20V221H22L23 219H25V218H27L28 216H29V214ZM33 213V212H32ZM184 213V214H183ZM193 213V212H192ZM196 213V212H195ZM237 213H238V218H239V216L241 217L240 219H241V221L239 222V223H236L237 225H235V224H233V221L231 222V219H230V217L231 216H237ZM17 214V215H16ZM120 214H121V212H120ZM113 215V214H112ZM123 215V214H122ZM122 215H119V216H122ZM131 215V216H132ZM81 216V215H80ZM103 216V215H102ZM102 216H101V218H102ZM130 216V217H131ZM134 216V215H133ZM263 216V215H262ZM3 217H4V215H3ZM129 216L128 217H126V218H130ZM264 217V216H263ZM113 218V217H112ZM119 218V217H118ZM183 218V217H182ZM111 219V218H110ZM121 219V218H120ZM127 219V220H128ZM258 219H260V218H258ZM262 219V218H261ZM260 219V220H261ZM116 220V219H115ZM142 220V221H143ZM198 220V221H199ZM232 220H236V221H234V223L235 222H238V219H232ZM19 221V222H20ZM23 221H25V220H23ZM22 221V222H23ZM108 221V220H107ZM106 221V222H107ZM110 221V220H109ZM123 221H124V218H123ZM212 221V220H211ZM210 221V222H211ZM262 221V220H261ZM14 222H15V219H14ZM105 222V221H104ZM206 222V221H205ZM241 222H242V224H244V225H246V226H244V228H241V226H243L242 224H241ZM256 222V223H255ZM16 223H18V221L16 222ZM15 223V224H16ZM30 223V222H29ZM138 223V222H137ZM164 223V224H163ZM188 223V224H187ZM5 224V223H4ZM31 224V223H30ZM29 224V225H30ZM74 224H76V225H78L77 223H74ZM108 224H111V223H109L108 222ZM145 224V223H144ZM191 224H193V223H191ZM263 224V223H262ZM6 225V224H5ZM12 225H14L13 223H12ZM32 225V224H31ZM107 225V224H106ZM113 225V224H112ZM115 225V224H114ZM8 226V225H7ZM26 226V225H25ZM72 226H73V223H72ZM71 226V227H72ZM88 226V225H87ZM89 226H90V223H89ZM136 226H138V225H136ZM135 226V227H136ZM70 227V228H71ZM74 227V226H73ZM107 227L109 228V226L107 225ZM110 227H112V226H110ZM132 227H134V226H131L130 228L128 227V232L129 231H133L134 232V228H132ZM167 227V226H166ZM51 228V227H50ZM78 228V227H77ZM106 228V227H105ZM107 228V229H108ZM193 228H194V226H193ZM11 229H12V227H11ZM83 229V228H82ZM86 229V228H85ZM113 229V228H112ZM130 229V230H129ZM145 229V228H144ZM170 229V230H171ZM219 229H221V231H222V233L223 232H225L224 234H222V236L220 237V239H218V237H215L214 236V234H217L218 232V230ZM18 230V229H17ZM16 230V231H17ZM55 230V229H54ZM68 230V229H67ZM86 230H88V229H86ZM86 230H84V232L86 231ZM92 230V229H91ZM105 230V229H104ZM241 230V232H242V234L241 235H243V234H246L247 235V233H249L250 235H251V233L253 232V231H255V233H256V235L259 237V240H254V239H251L250 241H251V243L250 244H246V245H243L242 244V242H240V241H242L241 239H242V237H241V239H240V241L238 242V243H234L233 241H235V240H232V245L230 244V245H228V243H224V240H226L228 237H230L232 234H236L237 235V231L239 232ZM56 231V230H55ZM66 231V230H65ZM64 231V232H65ZM78 231V230H77ZM126 231V230H125ZM40 232V231H39ZM54 232V231H53ZM75 232V231H74ZM82 233H83V231H81ZM124 232V231H123ZM127 232V231H126ZM217 232V233H216ZM220 232V231H219ZM43 233V232H42ZM50 233H52V231L50 232ZM173 233V232H172ZM254 233V234H255ZM29 234H32V232H29L28 233V235ZM33 234H34V232H33ZM67 234V233H66ZM65 233H63V236H65L66 235ZM68 234H70V233H68ZM138 234H140V233H138ZM168 234V235H167ZM253 234V236H255ZM36 235V234H35ZM34 235V236H35ZM61 236H62V234H60ZM131 235V234H130ZM245 235V236H246ZM22 236V235H21ZM21 236L19 235V239L21 238ZM37 236V235H36ZM40 236V235H39ZM59 236V235H58ZM57 236V237H58ZM87 236V235H86ZM115 236H117V235H115ZM217 236V235H216ZM256 236V237H257ZM23 237V236H22ZM25 237V236H24ZM23 237V238H24ZM85 237V236H84ZM102 237V236H101ZM133 237H134V240L136 239V237H135V235H133ZM170 237V236H169ZM236 237H240L239 235H237ZM249 237V236H248ZM257 237V238H258ZM30 237H28V239L26 238L25 239V241L24 242H27V243H29V244H32L33 245V243H34V241L35 242H37L36 240H37V237H33V238H30ZM63 238V237H62ZM66 238H68V237H66ZM66 238L64 239L63 238V240H66ZM113 238H115V237H113ZM151 238V237H150ZM174 238H179V240L178 241H175L174 240ZM260 238L262 239L261 241H260ZM42 239V238H41ZM132 239V238H131ZM170 239V238H169ZM172 239H171V241H172ZM234 239H235V237H234ZM239 239V238H238ZM22 240V239H21ZM62 240V241H63ZM87 240V239H86ZM59 241L61 242V238L59 239ZM85 241V240H84ZM96 241V240H95ZM99 241V240H98ZM127 241V240H126ZM130 241V240H129ZM128 241V242H129ZM131 241H133V240H131ZM156 241V240H155ZM250 241H248V242H250ZM260 241V242H259ZM79 242H82V241H80L79 240ZM109 242V241H108ZM111 242H112V240H111ZM111 242H109V243H111ZM114 242V241H113ZM116 242V241H115ZM165 242V241H164ZM236 242V241H235ZM247 242V241H246ZM5 243V242H4ZM14 243V242H13ZM21 243H22V241H21ZM83 243V242H82ZM108 243V244H109ZM117 243V242H116ZM131 243V242H130ZM148 243V242H147ZM163 243V242H162ZM161 243V244H162ZM171 242H169L168 244H170ZM212 243V244H211ZM35 244V243H34ZM60 244V243H59ZM81 244V243H80ZM84 244V243H83ZM115 244V243H114ZM158 244V243H157ZM235 244V245H234ZM1 245V244H0ZM4 245V244H3ZM19 245H21V244H19ZM23 245V244H22ZM111 245V244H110ZM120 245V244H119ZM145 245V244H144ZM236 245H237V247H236ZM9 246V245H8ZM25 246H27V244L25 245ZM75 246V245H74ZM106 246V245H105ZM109 246V245H108ZM138 246V245H137ZM162 246H164V244H162ZM208 246V245H207ZM1 247V246H0ZM24 247V246H23ZM28 247H29V245H28ZM77 247V246H76ZM140 247V246H139ZM166 247V246H165ZM204 247V246H203ZM11 248V247H10ZM36 248V247H35ZM90 248V247H89ZM91 248H93V246H91ZM91 248H90V250H91ZM116 248H118V247H116ZM115 248V249H116ZM208 248H209V246H208ZM1 249V248H0ZM28 249V248H27ZM71 249V248H70ZM119 249V248H118ZM168 249V248H167ZM167 249H166V251H167ZM41 250V249H40ZM126 250H127V248H126ZM135 250V249H134ZM138 249H136V251H137ZM170 250V249H169ZM209 250V249H208ZM46 251V250H45ZM87 251V250H86ZM97 251V250H96ZM95 251V252H96ZM105 250H103V252H104ZM117 251H119V250H117ZM128 251V250H127ZM126 251V252H127ZM205 251H206V249H205ZM210 251V250H209ZM209 251H207V253H208V256H209V254H211V253H209ZM33 252V251H32ZM44 252V251H43ZM102 252V251H101ZM106 252V251H105ZM124 253L125 251L124 250H122L121 249V251H120V253ZM125 252V253H126ZM203 252V251H202ZM45 253V252H44ZM43 253V254H44ZM65 253V252H64ZM66 253H67V251H66ZM203 253H205V252H203ZM202 253V254H203ZM30 254V253H29ZM81 254V253H80ZM198 254V253H197ZM201 254V253H200ZM206 254V253H205ZM32 255V254H31ZM68 255V254H67ZM67 255H66V257H67ZM69 255H72V253L70 254L69 253ZM100 255H102V254H100ZM99 255V256H100ZM26 256H29V255H26ZM41 256V255H40ZM82 256V255H81ZM206 256H207V254H206ZM42 257V256H41ZM64 258H65V256H64ZM67 258H70V257H67ZM71 259V258H70ZM107 259V258H106ZM126 260V259H125ZM0 261H1V259H0ZM41 261V260H40ZM73 261V260H72ZM72 261H70V262H72ZM76 261V260H75ZM81 261V260H80ZM108 261V260H107ZM7 262H9L8 260H7ZM89 262H91L92 263V261L90 260ZM36 263V262H35ZM37 263H39V262H37ZM41 263V262H40ZM77 262H75V264H76ZM108 263V262H107ZM208 263H210V262H208ZM34 264V263H33ZM211 264V263H210Z\"/></svg>", "mask_w": 264, "mask_h": 264}]
</instances>
